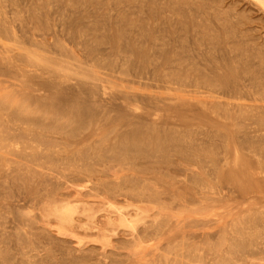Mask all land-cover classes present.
Returning <instances> with one entry per match:
<instances>
[{
    "label": "rangeland",
    "instance_id": "374dc122",
    "mask_svg": "<svg viewBox=\"0 0 264 264\" xmlns=\"http://www.w3.org/2000/svg\"><path fill=\"white\" fill-rule=\"evenodd\" d=\"M96 1V0H95ZM99 1V0H98ZM111 1H113V2H111ZM135 1H137V2H135ZM152 1H154V2H152L153 4H151V2ZM159 2H160V0H158ZM158 1H156V0H107V5H110L111 3H113L112 4V6L110 5L109 7H106L105 8V6L103 7V8H101V6L100 7H98L96 4H93L91 7H90V10L88 9V11L90 12V11H92L93 13H92V15H91V12H90V14H88V15H86V14H84L83 15V13H84V11L82 10L83 9V7L80 9L79 8V10H81V12L80 13H82L81 15H79V17H78V15L76 14V13H74V15H75V19L72 17L71 19H69V17L67 18V16L65 17V15H63L62 16V18L63 17H65L64 19H63V22H62V24L60 23L59 24V22H61L62 21V18H61V16L59 17V18H57V17H55V18H50V19H45V18H48V17H45L44 16V18H43V16H41V17H39L38 18V20H37V23H36V21L34 22L35 23V26H34V24L32 25L31 23H28L27 25H30L32 28H27V26L24 24V27H26L27 29H29V30H31V31H29V30H27L26 29V31H24V27H22L23 26V23H21L20 21L21 20H18L16 23L18 24H16L17 25V27H15V21L17 20V19H15V20H10L9 21V23H7V22H5V21H3V20H0L1 22H3V23H1L0 22V26H3V28H0V32L2 33V31H3V34L2 35H4V36H2L1 34V36H0V39H2V40H0V46H1V48H0V54L1 53H3V54H1L0 55V101H1V106L3 107L4 106V104L6 105L7 104V106H4L3 107V109H1V112H0V115H2V116H0V117H2V123H1V121H0V134H7V135H3V137L4 136H9V135H11V137H13V138H15L13 141H12V143H13V146H12V148H11V152L12 153H16L18 150H20L19 149V147L21 146L22 147V149L20 150L21 152L23 151V152H25V154H27L28 153V151L30 150H32V148L37 144V147L35 148V149H33V151L31 152L32 154L31 155H33V157L32 156H30V157H32V158H34V156H35V154L36 153H38V152H41V153H38L37 155L40 157L39 159V161L38 162H35V161H33V160H31V158L30 157H28L29 155L27 154V156L24 154V156L20 153V151H18L19 152V155H13V154H11L10 153V150H7V149H5V151H4V153H2V150H4V149H1L0 150V155H1V153H2V155L3 154H6L5 152H7V154H8V156H7V154H6V156H4V158H2V156H0L1 157V159H0V165H1V167H0V173L1 174H3L4 175V171H5V174H6V172H8L9 171V169L11 170V168H13L14 169V166L15 167H17L16 169H14V171L12 172V173H8V174H11V176H13V175H21V176H23V174L22 173H24V176L23 177H34V176H36V175H38V173H40L41 174V176L43 175V178H45V177H47V178H49V182L52 180H54V179H56V180H54L52 183L50 182H48V179L47 178H45L46 179V184H45V187H44V185L43 186H41V185H39L37 188V192H38V195H37V192H36V195H37V199L39 198V195L41 196L42 194H46V195H48V196H44L45 198H47V199H49L53 194H52V192L53 193H55V192H69V190H67L66 189V187L67 188H70V191L72 190V191H75V192H70L71 193V196H72V198H74V205H76V204H79V205H76V206H78L77 207V209L73 212V216H74V219H73V221H71L75 226H76V228H74V230H73V232H74V234L76 235H73V236H70L69 235V237H68V235L67 236H65L64 237V235H60L59 233H57L56 232V229L57 228H54L53 229V226L54 227H56V226H59V223H58V221H57V218L55 217V216H51L50 217V219H49V224H48V226H47V229H53L52 231H55L54 233L56 234H54L55 235V238L58 240L57 242H59V245H62V246H64V247H67V248H74V247H76V248H74L75 249V251L78 253V254H82V251H85V249H86V251H85V253H83V254H88V253H90L91 252V249L93 248V251L94 252H96V256L97 257H99V259H103V261L105 260V263H108V264H110V262H111V258L113 259V257L114 258H116V260L117 261H119V262H122L121 264H187V262L189 263V261H190V263L189 264H210L211 262V264H218V263H220L221 261L219 260V258L220 257H218L220 254H222V253H224L225 252V250H227V249H225V245L226 244H228V245H226V247H228V246H230L229 244H230V242H231V239H229V238H231L232 236H230V234L228 233V230H229V227H231L232 226V224H233V226L232 227H234V225H236V222L239 220V222L240 221H246L247 222V220L246 219H248V220H250L249 219V216L254 212V213H256L257 211H261V212H259V214L258 215H261V213H262V215L261 216H264L263 214H264V211H263V209H264V189L262 188V186L264 187V185H262V186H260L259 187V191L257 190L258 188H255V190L253 189V191L251 190L249 193H239V192H237V191H235L234 192V189H232V186L231 185H229L228 183L227 184H225L226 186H225V188L224 187H220V185L222 184V182H219L218 181V178H217V176H215V174L217 173L216 172V170H215V165H217V163L219 164V168H218V166L216 167V168H218V170L220 169V167H221V170H228L230 167H232V166H234V163H235V157L237 156V151H238V155L239 156H241V157H244V159H247V160H250V161H253V164L252 165H254V166H259V163H260V161H261V159L263 160L264 159V148H262L263 149V153L261 154V156H263L260 160L258 159V157L260 156V154L259 153H257V152H259L260 151V149L256 152V151H252L251 150V147H248V146H246V147H248V149H250V151L249 150H246V149H243V147L245 146H243V144L241 143L242 142V140L243 139H245V135H246V133L244 134V133H242L243 135H244V138L243 137H241V136H243L242 134H240L241 133V131L238 133V135H239V137H238V139L237 138H235V136L233 135V130H234V128H233V126H231L230 124H231V122H232V118L230 117V116H228V115H226V114H224L222 111H220V109L218 110H216V109H214L215 108V106H217L218 105V102L217 101H220V100H217V99H219V97L217 98V94H212V93H209V92H211V91H209L208 93H207V88L204 86V84L202 83V78L204 77V75L205 74H207L208 72V70L206 69V71H205V69L204 68H206L205 66H204V64H205V61L203 60V64H199V66L200 65H202V68H201V66H200V68L201 69H199V70H201L202 72H204L203 74H202V76H200L201 75V71L200 72H198L197 70H195L193 67L194 66H192L191 64H190V66L188 67V63H189V61L188 60H184L182 63L183 64H180V65H176V63H172L173 64V68H170V67H172V64L170 63H164V64H162V66L159 68V67H156L157 68V70H156V72H154V67H155V63L154 64H151V67H153V68H151L150 67V65L148 64L147 66L145 65V66H143V64H141V63H138V64H133L134 65V69H131V67L133 68V66H132V63H131V67L129 68V67H123V65L121 66L120 64L122 63V60H123V63H128V62H125L126 61V58L128 57V58H131L130 56H129V54H128V52H120L119 54H120V56H118L119 58H117L118 59V61H116V55H118V54H116L115 53V55H114V53L113 52H109V51H112V48H111V45H110V43H108L107 41V39H106V37H108V33H110V32H108V31H110L109 30V25L111 24V25H113L114 23H116L117 21H118V19L119 18H131V19H134L135 20V22L136 23H138V24H141V23H145L146 25L148 24V23H151V25L153 26V32H154V34L156 35V36H158V34H160V35H162V38L160 39V40H157L156 41V43H155V45H156V48H153L154 50H153V53L152 54H154V51H155V53L156 54H154V58L157 56V59L158 60H160L159 58H160V56L158 55V54H160L159 53V51L160 52H162L161 50H163L164 48H166L164 45H162L163 43H169L170 41H168V40H170V38L171 39H177V40H181V38L180 37H186V39L189 41H191V43H192V45L194 44V45H198L199 43V48L201 47H204V48H202V50L205 52L206 50H207V48H208V51H209V53H208V51H206V55L208 56V58L209 57H211V56H213L214 54H217L216 53V50L217 49H215V46H214V43H211V44H213L212 46H211V44H210V41L208 42L206 39H204L203 37H202V35L204 34V32H206L207 33V31L210 33V31H212L213 29L215 30V27H216V29L218 30V27L219 26H221V27H223V24L225 23V24H234L235 23V21H232V20H234L233 19V17H234V15H235V17L234 18H236L237 19V22H240V24L239 25H241V28H242V30H243V33H244V29L246 30L247 28H249L248 30H246V32H247V34H253L254 35V37H252L251 39L249 38V36L246 38V37H242L243 38V40L245 41H247V42H249V43H253V46L254 47H256L257 45V48L259 47H261L262 46V48H264V46L263 45H259V43H261L262 41H264V39H262V38H264V24L262 23V22H264V8H259V7H261V6H258V4H257V2L255 1V0H243V2H245L244 4H243V2H242V0H182V1H185V3H180V2H182L181 0H161V2L159 3ZM170 1H172V2H170ZM201 1H203L202 3L203 4H205L203 7H202V10H199V9H195L196 8V6L197 5H201ZM225 1V2H224ZM235 1H238V2H236V3H238V5L235 3ZM156 2V3H155ZM158 2V3H157ZM167 2H169V3H167ZM138 3H141V5L140 4H138ZM165 3H167L166 5H164ZM172 3V4H171ZM214 3V4H213ZM235 3V4H234ZM242 5H241V4ZM247 3V4H246ZM251 3H252V5H251ZM169 4H171V5H169ZM181 4V6H182V8L180 9L179 8V5ZM190 4V5H189ZM222 4V5H221ZM226 4H227V6H226ZM254 4V5H253ZM126 5V6H125ZM133 5V6H132ZM137 5V6H136ZM139 5V6H138ZM149 5V6H148ZM151 5V6H150ZM240 5V6H239ZM246 5V6H245ZM249 5L250 6H252V7H249ZM255 5H257L256 6V11H255ZM121 6V7H120ZM134 6H136V7H134ZM153 6H155L154 8H153ZM175 7V8H172V7ZM184 6H185V8H188L189 6L191 7H193L195 10H197L196 11V13L198 12V14L200 13L201 14V16H197V18H195L194 17V15H195V13H194V15L191 17V23L189 22V20H187L186 21V23L188 24V25H184V24H182V22H181V19H183L184 18V15L183 14H180V12L182 13L183 11H182V9L184 8ZM215 6V7H214ZM234 6H236V7H238V8H236V7H234ZM115 7V8H114ZM120 7V8H119ZM132 7V8H131ZM138 7V8H137ZM152 7V8H151ZM159 7H161V8H159ZM213 7V8H212ZM217 7H219V8H217ZM228 7H230V9H228ZM246 7V8H245ZM93 8V9H92ZM96 8H97V10H96ZM110 8H112V9H109ZM116 10H114V9ZM117 8V9H116ZM126 8V9H125ZM136 8H137V10L138 11H136ZM252 8V11L250 10V9ZM260 10H259V9ZM108 9V10H107ZM123 9V10H122ZM132 9H134L135 10V12L133 13V10ZM145 9H146V11H145ZM190 9V8H189ZM220 9V10H219ZM114 10V13L112 12ZM142 10V11H141ZM160 10V11H159ZM177 10V11H176ZM178 10H179V12H178ZM236 10H238V11H236ZM257 10H258V13H257ZM103 11H105V12H103ZM110 11V12H109ZM140 11V12H139ZM154 11V12H153ZM155 11H156V14H155ZM162 11H163V14H161L162 13ZM230 11V12H229ZM234 11V12H233ZM237 13H236V12ZM240 11H241V13H240ZM250 11V12H249ZM67 12V11H66ZM130 12H132V13H130ZM137 12V13H136ZM159 12H160V14H159ZM177 12V13H176ZM247 12H249L250 14H248ZM77 13H79V12H77ZM79 13V14H80ZM98 13H99V19H100V21L101 20H103L104 19V17H105V19L102 21V22H104V25H101V24H103L102 22H100L99 20H97V15H98ZM102 13L103 14H106L107 16H104V15H102ZM121 13V14H120ZM130 13V14H129ZM139 13V14H138ZM143 15L144 13V15L142 16L141 14ZM165 13V14H164ZM230 13H231V15H230ZM232 13H234V14H232ZM238 13H240L239 15H238ZM251 13H253L252 15H251ZM111 14H113L112 16H110ZM137 14H138V16H137ZM156 15V16H154V15ZM185 14V13H184ZM221 14V15H220ZM228 14V15H227ZM255 14V15H254ZM256 14H258V15H256ZM73 15V16H74ZM109 15V16H108ZM132 15V16H131ZM141 17H140V16ZM146 15L148 16L147 18H146ZM162 15H164V16H162ZM171 15V16H170ZM227 15V16H226ZM233 15V16H232ZM242 15V16H241ZM244 15V16H243ZM260 15H261V17H260ZM88 16V17H87ZM167 16H169L168 17V19H167ZM211 16V17H210ZM77 17V18H76ZM85 17V18H84ZM93 17H96V19H94ZM109 17V19H107V18ZM139 17L141 18V19H139ZM144 17V18H143ZM156 19H155V18ZM216 17V18H215ZM217 17H220V19L221 20H219V18H217ZM239 17V18H238ZM242 17V18H241ZM246 17V18H245ZM257 17V18H256ZM57 18V19H56ZM67 18V19H66ZM82 18H84V19H82V21H81V19ZM88 18V19H87ZM92 18V19H91ZM145 20V21H143V19ZM152 18H154V22H153V19ZM194 18V19H193ZM250 18H252L253 20H251ZM254 18H256V20L254 19ZM43 19V20H42ZM45 19V20H44ZM53 19V20H52ZM54 19H55V22L54 23H52L53 21H54ZM59 19V20H58ZM66 19V20H65ZM69 19V21L71 22V20L73 21V20H75V22H74V24L75 23H77V21H79L77 24H75L76 25V27L74 28V26L75 25H72L73 26V28L74 29H71V26H69L70 28L68 29V27H67V25L70 23L69 21V23H67L66 21ZM113 19H115V22L113 21ZM146 19H148V20H146ZM160 19H162L161 21H164V20H166V22L164 21L163 23H165L164 25H161V22H160ZM174 19V20H173ZM197 19V20H196ZM200 19V20H199ZM202 19V20H201ZM204 19V20H203ZM224 21H223V20ZM235 19V20H236ZM248 19H250V21H247ZM258 19V20H257ZM41 20V21H40ZM46 20H48L47 22H45ZM51 20V21H50ZM65 20V21H64ZM77 20V21H76ZM85 20H87L86 21V23H85ZM96 20V21H95ZM157 20V24L155 25V24H153V23H155V21ZM185 20H186V18H185ZM201 21V22H204V24L203 23H201V22H197V21ZM211 22H210V21ZM238 20H240V21H238ZM254 20H255V22H254ZM263 20V21H262ZM12 21H14L13 23H12ZM49 21H50V23H49ZM59 21V22H58ZM90 21H91V23H90ZM92 21H94L95 22V24H93L94 26H97V27H95V28H97V29H94V30H92L91 28L93 27L94 28V26H92L91 27V25H92ZM100 23H98V22ZM106 21L108 22V23H106ZM148 21H150V22H148ZM172 22V24H174V26L172 27V25L170 24L171 22ZM207 21H208V23H207ZM223 21V22H222ZM252 21V22H251ZM257 21V22H256ZM41 24L42 22H44V23H46L47 24V27H48V29L47 28H45L44 26L42 27V25L43 24H41L40 25V27H41V29H43V31L44 32H40V31H42V30H39V23ZM81 22V23H80ZM84 22V24H82ZM93 22V23H94ZM213 22H214V24H213ZM218 22V23H217ZM220 22V23H219ZM236 22V23H237ZM242 22H243V24H242ZM21 25H20V24ZM67 23V24H66ZM89 23V24H88ZM98 23V24H97ZM179 23V24H178ZM196 23H198V24H196ZM4 24V25H3ZM8 26H7V25ZM36 24H37V29H35L34 27H36ZM52 24V25H51ZM64 24H66V25H64ZM97 24V25H96ZM105 24L107 25V27L105 26ZM162 26L161 28H160V31L161 32H156L155 33V30H156V26H157V31H159V27H160V25ZM170 24V25H169ZM180 24L182 25V26H180ZM197 26H196V25ZM210 25L209 27H206L207 25ZM222 24V25H221ZM256 24V25H255ZM45 25V24H44ZM56 25H58L57 26V28H59L60 30H62V31H59L57 28H56ZM78 25H80V27H83V26H86L84 29L82 28V29H79L80 27L78 26ZM81 25H83V26H81ZM89 25V26H88ZM98 25H99V28H98ZM115 25V24H114ZM155 25V26H154ZM177 25V26H176ZM178 25L181 27V29L183 30H180V29H178V28H180V27H178ZM203 25H205V26H203ZM215 25V26H214ZM242 25H246L245 27L244 26H242ZM259 25V26H258ZM29 26V27H30ZM52 26V28H50V27ZM65 26V27H64ZM87 26L89 27L88 28V30L86 29L87 28ZM101 26V27H100ZM103 26H105L104 27V29L105 30H103V32L102 31H100V29L102 30L103 28ZM159 26V27H158ZM164 26H166L165 27V29L163 28ZM184 26H187L188 27V31H187V29L185 28L184 29ZM196 28H195V27ZM214 26V27H213ZM255 28H254V27ZM8 27H10V28H8ZM14 27V28H13ZM91 27V28H90ZM183 27V28H182ZM190 27L192 28V29H190ZM212 27H213V29H212ZM252 27V28H251ZM8 29V30H6V32L8 31V32H10V30H11V33L12 34H9L8 32H7V35H6V33L4 32V30L5 29ZM21 28H23V29H21ZM62 28H65V29H62ZM164 30H163V29ZM209 28V29H208ZM210 28L212 29V30H210ZM251 28V29H250ZM257 28V29H256ZM3 29V30H2ZM35 29V30H34ZM47 31H46V30ZM66 29L68 30V32L66 31ZM75 29H77L79 32L80 31H84V33H81V34H79V32L76 30V32H78V35H77V33L76 32H74L75 34H73L72 32L73 31H75ZM91 29V33L89 34L88 33V31ZM176 29H178V31L176 30ZM200 29V30H199ZM252 29H255V31L256 30H258L257 32H255V31H253ZM32 30H34V31H32ZM51 30V31H50ZM54 30V31H53ZM56 30H58L59 31V33H58V31H56ZM71 30H73V31H71ZM167 30H169V32L167 31ZM173 30H175V31H173ZM187 32H186V31ZM217 30H215V31H217ZM14 31L16 32V33H14ZM18 31V32H17ZM21 31H22V34H20L21 33ZM29 31V32H28ZM39 31V32H38ZM49 31H50V33L51 32H53L51 35H50V33H49ZM64 31V32H63ZM107 31V33L105 34V32ZM163 31H165V34H164V32ZM167 31V32H166ZM194 31V32H193ZM251 31V32H250ZM25 32V33H24ZM28 32V33H27ZM31 32V33H30ZM33 32H36L35 34L33 33ZM46 32H48V33H46ZM62 32V36L63 37H61V35L59 36V34ZM69 32H71V33H69ZM175 32H176V34H175ZM182 32L184 33V34H182ZM188 34H186V33ZM253 32V33H252ZM23 33H24V37H23ZM26 33H27V35L30 33L31 35H26ZM37 33H39V35L37 34ZM42 33V35H41V37H39L40 36V34ZM44 33H45V35H44ZM66 33H69L68 35L66 34ZM91 36H88V34ZM93 33V34H92ZM101 34V37L99 36V34ZM179 33H181V34H179ZM190 33V34H189ZM191 33H193L194 34V36H193V34H191ZM199 33V34H198ZM212 33H214V31H212ZM9 34V35H8ZM16 34H18V35H16ZM20 34V35H19ZM36 35V36H34V35ZM46 34H47V36H46ZM50 36H49V35ZM66 34V35H65ZM92 34V35H91ZM106 35V36H102V35ZM108 34V35H107ZM170 36H169V35ZM201 34V35H200ZM12 35H14V36H12ZM22 35V36H21ZM38 35V36H37ZM57 35L59 36V40L61 41V42H59V40H57L56 38H57ZM95 35L97 36L98 35V37H95ZM159 35V36H160ZM165 35V36H164ZM168 35V36H167ZM175 37H174V36ZM182 35V36H181ZM199 35V36H198ZM204 35H206V34H204ZM209 35H211V34H209ZM257 35V36H256ZM261 35H263V37L261 36ZM18 36H20V38H18ZM25 36H27V37H25ZM45 36V37H44ZM163 36L164 37H168V39H166V38H164V39H166V40H164L163 39ZM196 36H198V37H196ZM15 37L17 38V40L15 39ZM22 37V38H21ZM47 37V38H46ZM49 37H50V39H49ZM52 37V38H51ZM55 37V38H54ZM105 38V39H103V38ZM190 37V38H189ZM239 37H241L240 35H239ZM256 37V38H255ZM6 38V39H5ZM34 39L33 41L32 40H29L28 41V39ZM189 38V39H188ZM198 38H199V40H200V42H199V40H198ZM232 38V39H231ZM230 39H223L222 40V43H220V44H218V47L219 48H224L225 50L226 49H231L230 47L231 46H233L234 44H232V41H233V39L235 40V44H237V43H239V42H237V41H240L239 39H241V38H238L237 37V35H235V37L233 36V37H231ZM245 38V39H244ZM257 38L258 39H260V40H258V44H256V43H254V40L255 41H257ZM24 39V40H23ZM55 39V40H54ZM89 39V40H88ZM104 40L105 42H107V43H105L104 41H102V40ZM185 39V38H184ZM193 39V40H192ZM204 39V40H203ZM16 42H15V41ZM23 40V41H22ZM43 40H46L45 42V44H44V41ZM86 40V41H85ZM228 40H230V42H228ZM237 40V41H236ZM251 40H253V41H251ZM20 41V43L18 44V42ZM57 41L59 42V43H57ZM93 43V45L94 46H89L88 44L90 43V45H92V43ZM97 41V42H96ZM161 41V42H160ZM168 41V42H167ZM205 41L206 42H208V44H205ZM225 41H226V43H225ZM241 41H242V39H241ZM11 44H10V43ZM22 42V43H21ZM40 42H43V43H40ZM87 42H89V43H87ZM95 42V43H94ZM234 42V41H233ZM237 42V43H236ZM4 43H5V45H6V47H8L9 48V45L8 44H10V50L8 49V51H7V48L4 46ZM14 43H15V45H14ZM27 43V44H26ZM29 43H31V44H29ZM34 43H36L37 45H35ZM40 43V44H39ZM49 43V44H48ZM98 45H97V44ZM157 43L159 44V43H161L160 44V46L158 47V45H157ZM202 43H203V45H202ZM228 43V44H227ZM244 44H246V42H243ZM3 44V45H2ZM24 44H26V45H24ZM108 44V45H107ZM186 44H188V42L186 43ZM227 44V45H226ZM243 44V45H244ZM19 45L20 46H22L21 48H17V47H19ZM31 45V46H30ZM39 45V46H38ZM50 45V46H49ZM52 45V46H51ZM96 45V46H95ZM100 45H102V46H100ZM104 45H107L106 47L104 46ZM163 46V49H162V46ZM196 45V46H197ZM202 45V46H201ZM211 46V48H209V47H207V46ZM247 45H248V43H247ZM247 45H245L246 47H247ZM34 48H33V47ZM37 48H36V47ZM46 46H48L46 49H47V51L46 50H43V47H46ZM100 46V47H99ZM226 46L228 47V48H226ZM251 47H253L252 45H250ZM12 47H16V48H14V49H12ZM28 49L27 51H30L29 53L25 50L26 48ZM50 47H52L51 49H50ZM206 47V48H205ZM212 47L214 48V49H212ZM217 47V48H218ZM253 47V48H254ZM4 48V49H3ZM5 48H6V51L7 52H2V50L4 51L5 50ZM23 48H25V49H23ZM105 50H103V49ZM158 48H161V49H158ZM201 48H200V50H201ZM15 49H17V50H15ZM20 49H23L22 50V52H21V50ZM33 49V50H32ZM36 51H35V50ZM40 49H42L41 50V53H40ZM58 49V50H57ZM63 49V53H61V52H58L59 50L61 51ZM101 50V51H96V52H98V53H96L95 52V50ZM108 51H107V50ZM15 50V51H14ZM25 50V51H24ZM32 50V51H31ZM39 50V51H38ZM93 50V51H92ZM240 50H242V49H240ZM33 51H35V52H33ZM37 51H38V53H37ZM44 51V52H43ZM14 52H16V53H14ZM106 52V55L104 54ZM109 54H108V53ZM158 52V53H157ZM213 52H215L214 54H213ZM235 52V51H234ZM234 52H232V53H230V55L232 54L233 55V53ZM25 54L24 55V57L25 58H23V60H22V58L20 59V58H18V59H16L15 57H14V54H15V56H19V55H17V54ZM61 53V54H60ZM113 55V56H111V54ZM221 54H222V50H221V52H220ZM235 53H238V50L235 52ZM12 54V55H11ZM20 55V57H23V55ZM34 54V55H33ZM37 54H41L40 56L39 55H37ZM42 54H44L43 56H46V57H43V59H42V61H40L41 60V58H42ZM122 54V55H121ZM127 54V55H126ZM208 54H210V55H208ZM211 54H213V55H211ZM240 54V53H239ZM2 55H3V58H1L2 57ZM7 55H9V56H7ZM110 57H109V56ZM156 55V56H155ZM217 55H219V54H217ZM4 56L5 57H8V58H4ZM116 56V57H115ZM158 56H159V58H158ZM214 56H216V55H214ZM13 57V58H12ZM48 57L50 58V59H48ZM133 57V56H132ZM45 58V59H44ZM8 59H10V61L8 60ZM20 59V60H19ZM37 59H38V61H37ZM46 59H47V61H46ZM53 61H52V60ZM113 59H115V60H113ZM133 59H135V58H133ZM236 59H239L238 57L236 58ZM251 59H253L252 61H250V63H251V65H252V67L254 66L255 68L256 67H261V65H263V63H261V61L259 62V64H258V66L256 65L258 62H256V64H254L255 63V61H257V58H256V60H254L255 58H251ZM8 60V61H7ZM19 60V61H18ZM22 60V61H21ZM45 60V61H44ZM5 61H7L8 63H5ZM12 61H14V62H12ZM48 61H50V63L48 62ZM113 61L115 62V63H113ZM254 61V62H253ZM10 62H12V63H10ZM42 62H44V63H42ZM49 63L48 64V66L47 65H45V63ZM161 62V61H160ZM188 62V63H187ZM46 63V64H47ZM120 63V64H119ZM130 63V62H129ZM118 66H117V65ZM124 64V65H125ZM254 64V65H253ZM13 65V66H12ZM50 65V66H49ZM120 65V66H119ZM126 65H128V64H126ZM125 65V66H126ZM136 65V66H135ZM139 65V66H138ZM153 65V66H152ZM166 65H169V66H166ZM180 66L179 67V69H178V67H176V66ZM183 66V69H182V66ZM16 66V67H15ZM18 66H20V67H18ZM164 66H166V68L164 67ZM191 66H192V68L193 69H191L190 70V68H191ZM197 66V65H196ZM195 66V67H196ZM199 66H198V68H199ZM137 67V68H136ZM138 67H141V68H139L140 70H141V72L139 71V73H138V71H137V69H138ZM147 69H146V68ZM151 68V70H153V72L154 73H151L152 71L150 70V68ZM169 67V69H171V70H169V69H167ZM174 67H176L177 68V70H176V68H174ZM184 67H185V71L184 72H182L183 70H184ZM186 67H188V68H186ZM208 67V66H207ZM21 68H22V70H21ZM136 68V69H135ZM143 68V69H142ZM155 68V69H156ZM262 68V67H261ZM264 68V67H263ZM20 69V70H19ZM144 69H145V71H144ZM162 69H164V70H162ZM181 69V72L182 73H187V75H185L184 74V76H183V78L182 79H184V77H185V79L184 80H182L181 78H176L175 77V75L174 76H172V77H174V78H176V81L174 80V78H172V77H169V76H171L170 74L171 73H173L174 71H176V72H179L180 73V71H178V70H180ZM188 69V70H187ZM203 69V70H202ZM131 70H133V71H131ZM134 70H136L137 72H135ZM146 70L148 71V70H150L149 72H150V74H148L147 72H146ZM160 70V71H159ZM172 70H174V71H172ZM142 71H144L143 73H142ZM164 71H167V72H163ZM170 72V73H169ZM198 72V73H197ZM134 73L135 74H138V75H135L134 76ZM142 73V74H141ZM166 73H168L167 74V77L165 76V74ZM200 73V74H199ZM133 74V75H132ZM141 74V75H140ZM148 76V77H150V75H151V81L150 80H148V79H150V78H148V77H145L144 79H142L144 76H146V75ZM161 74H164V75H161ZM211 73H208V75H210ZM245 74L246 73H244V77H247V75L245 76ZM143 75V76H142ZM177 75V74H176ZM189 75V76H188ZM212 75V74H211ZM249 75H251L250 73H249ZM248 75V76H249ZM134 76V77H133ZM140 76H142V77H140ZM152 76H154L153 78H152ZM161 76V77H160ZM162 76H163V80H164V83H162V84H164L163 86L165 87V88H163V86H161L162 84L159 82V81H163V80H160L161 78H162ZM192 76V78H190ZM194 76V77H193ZM133 77V78H132ZM139 77V78H138ZM156 77H158L159 78V81H158V78H156ZM250 77V76H249ZM130 78H131V80H132V82L130 83ZM135 78H137L138 80H136V82H134L135 81ZM148 78V79H147ZM186 78H188V79H190V80H187L186 82L187 83H189V85H187V83L186 82H184L185 80H186ZM194 78L196 79V80H194ZM201 78V79H200ZM248 78V77H247ZM142 79V80H141ZM168 79H173V81H171V83H169L170 81L168 80ZM177 79H178V81H177ZM200 79V80H199ZM134 80V81H133ZM140 80V81H139ZM155 80V81H154ZM157 80V81H156ZM199 80V81H198ZM128 81V82H127ZM143 83H142V82ZM146 82V84H145V82ZM147 81H148V84H147ZM166 81V82H165ZM175 81V82H174ZM180 81H182V82H180ZM194 81H195V84H194ZM38 84H37V83ZM40 82V83H39ZM134 82V83H133ZM139 82V83H138ZM150 82H152V85L151 84H149ZM160 84L159 86H157L158 84ZM172 82H173V84H172ZM192 82H193V84H192ZM199 82V83H198ZM165 83H167V85L165 84ZM182 83V85H180V84ZM192 85H191V84ZM246 83H249L248 81H246ZM174 84H176V85H174ZM178 84V85H177ZM198 85V87H197V85ZM132 85V86H131ZM182 87H180V86ZM186 85V86H185ZM201 85V86H200ZM202 85H203V87H202ZM131 86V87H130ZM153 86H156V87H153ZM166 86H168V87H166ZM177 86V87H176ZM189 86H191V87H189ZM195 87V88H193V87ZM130 87V88H129ZM132 87H134V89H131ZM176 87V88H175ZM184 87V88H183ZM157 88V89H156ZM178 88V89H177ZM189 88H192V89H189ZM203 88V89H202ZM206 88V89H205ZM148 89H150V91L149 92H151V93H149V92H147L148 91ZM151 89H152V91H151ZM154 89V90H153ZM169 89V90H168ZM180 89V91H178ZM188 90L189 89V91H187V93L183 90ZM195 89V90H194ZM201 89H202V91H201ZM126 90H127V92H129L130 90H131V92H129V93H133L134 91H135V93H136V95H132V94H130V96L132 97H130L129 95H127V93H126ZM134 90V91H133ZM137 90V91H136ZM155 90H157V91H155ZM196 90H198L197 92H195ZM201 92H200V91ZM7 91V92H6ZM12 91H18L17 93H15V97H13V94H14V92H12ZM19 91L21 92V94H23L24 96L22 97V95L21 94H18L19 93ZM26 91V92H25ZM27 91H28V93H27ZM124 91H125V96H127V97H124ZM173 91L175 92V93H178V94H174L173 93ZM192 91V92H191ZM204 91H206V92H204ZM154 92V93H153ZM156 92V93H155ZM163 94H162V93ZM172 92V93H171ZM183 92V94H180V93H182ZM185 92V93H184ZM189 92V93H188ZM194 92L196 93V94H199V93H201V94H199L198 96L197 95H195L194 94ZM10 94V93H13V94H10V96H5L6 94ZM26 95H25V94ZM32 95V96H30V94ZM134 93V94H135ZM141 93L144 95H141ZM159 95H158V94ZM204 93V94H203ZM17 94H18V96H17ZM146 94V95H145ZM148 94H150L149 96H151L150 97V101H149V99L146 101V103L148 104L147 106L146 105H144V104H146L145 102L144 103H142L141 102V100L143 99H145L146 100V98H144L145 96H147ZM154 94H157L156 96H154ZM171 94H173V95H171ZM186 94V95H185ZM188 94H191V95H188ZM193 94H194V96H193ZM203 94V95H202ZM211 94V95H210ZM3 95V96H2ZM27 95H28V99H29V97L31 98V102H30V100H26L25 98H27ZM117 95H118V97H117ZM138 95H140V96H143V97H140V101L139 100H137V99H139V96ZM179 95H183V97H185V99L182 97V100H181V98H180V100L182 101V107L183 108H181V107H179V105L177 104V103H181V101L179 100V98H177V97H181V96H179ZM185 95V96H184ZM190 96V97H188V96ZM201 95L203 96V97H201ZM215 95H216V97H215ZM6 98H5V97ZM20 96H21V98H20ZM26 96V97H25ZM60 97V96H62L61 98L63 99V96H64V100L65 101H63V100H61V99H59V102L57 103L55 100H58L57 98H55V97ZM114 96H116V97H114ZM135 96H137L138 98L136 99L135 98ZM153 96H154V98H153ZM161 98H160V97ZM167 96L169 97L167 100H165L166 101V103L164 102V97L165 98H167ZM173 97V99H170V97ZM174 96H176V97H174ZM211 97V98H213L212 96H214V99L215 98H217L216 100V103H214L215 101L213 100V99H211V98H209V97ZM256 96H259V95H255V97ZM7 97H9V98H7ZM53 98L52 100H51V98ZM111 97V98H110ZM112 97L115 99H113L112 100ZM124 97V98H123ZM128 97H130L129 99L130 100H133V101H128L127 102V98ZM157 97V98H156ZM163 97V98H162ZM171 97V98H172ZM186 97H187V101H193V100H195V98L197 97H201V98H199V99H204V101L202 102V103H204L205 104V106H201V105H204V104H200L201 103V100H199L198 102H197V100L198 99H196V101H193V103H191L190 102V105H191V107H194V108H192L191 109V107H188L189 105L187 104L188 102H185L184 100H186ZM192 97V98H191ZM205 97L207 98V100L205 99ZM260 97V96H259ZM4 98V100H2ZM13 98V99H12ZM133 98H135V101H134V99ZM147 98H149L148 96H147ZM175 98H177L178 100H176ZM209 98V99H208ZM9 99H12V100H9ZM18 99V101H16ZM23 99H25V104L27 105V102L28 103H30V106L28 107V112H26V111H23V109L25 110V108H23V107H19L18 105H15L16 107H17V109L15 110V107L13 106V103L15 104V102L18 104V103H20ZM34 99V100H33ZM35 99L38 101L39 99H41V101H42V103L41 102H38V104H40L41 103V108H40V106H37L38 104H37V101L35 102ZM153 99V101H154V103L157 101V109H159V110H157L155 107H153V105H155L154 103H152L153 105L151 106V103L150 102H153V101H151ZM158 99H160V101H158ZM163 99V100H162ZM190 99V100H189ZM212 101H211V100ZM47 100V102H49L50 100V102L48 103L49 104V106H47L46 105V101ZM119 100V101H118ZM137 100V101H136ZM144 100V101H145ZM164 102V104H167V106H165L164 104H163V106H159V105H162V101ZM171 100H173V101H171ZM176 100V101H175ZM205 100L207 101L206 103H205ZM210 100V101H209ZM3 101V102H2ZM55 101V104L53 103V104H51L52 102H54ZM118 101V102H117ZM141 102L142 104H140L139 102ZM167 101L169 102V103H167ZM177 101H179V102H177ZM184 101V102H183ZM242 101H244V100H242ZM242 101H240V102H242ZM32 102H34V104H32L31 105V103ZM43 102H44V104H43ZM61 102H63L62 104H61ZM91 102H93V106H94V108H91V107H93L92 105H89V104H92ZM100 102V103H99ZM103 102V103H102ZM106 102V103H105ZM171 102H173V103H176L175 105L176 106H178L177 107V111L178 112H176V107H175V105L173 104V103H171ZM200 102V103H199ZM211 102H213V103H211ZM247 102H250L249 100H247ZM253 102V101H252ZM3 103V104H2ZM8 103H9V105H8ZM12 103V104H11ZM133 103V104H132ZM158 103H159V105H158ZM186 103V104H185ZM59 104V105H58ZM95 104H99V105H101L100 106V109H96V107L97 108H99V105H96L95 106ZM104 104V105H103ZM135 104V105H134ZM139 104H140V106H139ZM168 104H173L172 106L171 105H168ZM200 104V105H199ZM209 104V106H207ZM25 105V106H26ZM53 105V106H52ZM54 105H57V106H54ZM61 105H64V107H63V109H62V106ZM81 105V106H80ZM86 105V106H85ZM87 105H89V107L87 106ZM129 105V106H128ZM187 106V108L185 107V106ZM212 105H215V106H213L212 108H211V106ZM9 106V107H8ZM36 106V107H35ZM48 108H50V109H48ZM59 106H61V107H59ZM68 106V107H67ZM76 106V107H75ZM85 106V107H84ZM168 106H171V107H169L168 108ZM197 106H199V107H197ZM224 106V105H223ZM33 107H34V109H33ZM46 107V108H45ZM57 107H59V109L61 108V110L60 111H57L56 112V110H58V109H56ZM101 107H102V109H101ZM141 107V108H140ZM149 107V108H148ZM164 107V108H163ZM167 107V108H166ZM172 107H175V109L173 110L172 109ZM185 107V108H184ZM197 108V110H195L196 108ZM224 107H227V106H224ZM14 109V111H17V115H19V113H20V111H23V112H21L20 113V115L19 116H17V117H19V119L16 117V115H14V118H12V116H11V114H13V112H12V110ZM23 108V109H22ZM27 108V107H26ZM39 108V109H38ZM43 108H45L44 109V111L42 110ZM66 108V109H65ZM79 108V109H78ZM84 108V109H83ZM110 108V109H109ZM114 109L113 111H112V109ZM116 108V109H115ZM150 108H152V109H150ZM160 108H162V109H160ZM171 108V109H170ZM190 108V109H189ZM205 109V111H203L202 112V110L203 109ZM228 109H229V107H227ZM8 111H7V110ZM20 109V110H19ZM32 109V110H31ZM73 109H76V110H73ZM85 111V109L87 110V112H85V114L87 115H85V117H90V120L92 121L94 118V120L95 121H90L89 122V119H88V121H86L85 120V117L84 116H82V113L84 114V112L82 111ZM89 109V110H88ZM92 109H94V111L95 112H93V111H90V110H92ZM98 110L99 111V114L96 112V110ZM143 109H145V110H147V111H145V110H143ZM153 109H155L154 111H151V110H153ZM169 109V110H168ZM201 109V110H200ZM212 109L215 111V112H213L212 111ZM236 107L235 108H233V113L235 112L236 113ZM11 110V111H10ZM19 110V111H18ZM38 110V111H37ZM45 110L47 111L46 113H45ZM79 110H81V111H79ZM109 110H111L110 112H109ZM115 110H116V112L117 113H115ZM140 111L139 113H137V115H136V111ZM141 110H143L142 112V114H141ZM148 110H150V111H148ZM173 110V111H172ZM229 110H231L232 111V108H230ZM4 111H7V112H4ZM36 111V112H35ZM41 111H42V113H41ZM65 111V112H64ZM73 111V112H72ZM74 111H76V112H74ZM90 113H89V112ZM121 111L123 112L122 114H120L121 113ZM198 111V112H197ZM200 111V112H199ZM210 111V112H209ZM12 112V113H11ZM39 112V113H38ZM56 112V113H55ZM59 112V113H58ZM109 112V113H108ZM128 112H130V113H132V114H130V113H128ZM144 112H150V113H152L153 112V114H151L152 115V119L150 118L149 119V117L148 118H146L145 116L146 115H144V114H146V113H144ZM159 112V113H158ZM163 112V113H162ZM169 112H171L170 114H169ZM175 114H174V113ZM217 112V113H216ZM2 113V114H1ZM7 113H9V115H10V118H9V116H8V114ZM16 113V112H15ZM35 113V114H34ZM53 113L55 114V115H53ZM66 113V114H65ZM76 113V114H75ZM89 115H88V114ZM94 113H96L97 114V118H96V114H94ZM178 113V114H177ZM198 113H201V114H203V115H199ZM218 115H216V114ZM219 113H221V114H219ZM25 114V115H24ZM32 114V115H31ZM40 114H41V116H43V117H40ZM51 114V115H50ZM56 114H57V116H56ZM64 114H65V116H64ZM77 115V116H75V115ZM80 114H81V117H80ZM108 114H111V115H113V116H111L110 115V117L108 118V117H106L105 118V116H109ZM125 114H127L128 116L129 115H131V117H128L127 115H125ZM138 114H140V116H144L145 117V119H142L140 116H138ZM159 116H158V115ZM161 114H163V115H161ZM167 116V117H165L164 119L163 118H159L160 116H162V117H164L165 115ZM171 114H173L174 116H176L177 115V117H174L173 115H171ZM210 114V115H209ZM211 114H213V115H211ZM8 117H7V116ZM23 115V116H22ZM34 115V116H33ZM62 117V120H58V119H61V117ZM95 115V116H94ZM125 116V119L124 118H122L123 119V123L127 120L126 118H128V121H129V119H130V123H131V125L130 126H122L121 128H120V126L118 125V128L116 129L115 128V126H114V130L111 128L112 127V125H115V124H112L111 125V123H113L114 122V120L116 119V116ZM133 115H135L136 116V118H137V120L139 119V118H141L142 120H136V118H135V116H133ZM21 116L23 117L22 119L24 120V118L25 117H27L28 118V116H31V117H34V118H31V117H29L28 118V120L30 121V123L29 122H25V123H23L24 121L21 119ZM36 116H37V118H36ZM56 116V117H55ZM64 116V117H63ZM69 116V117H68ZM71 116H73L72 117V119H69ZM94 116V117H93ZM117 116V117H118ZM153 116H154V119L155 120H157V122H158V119H159V123H160V125H159V127L158 126H156V127H158V129H156V130H154L155 128L153 127V126H151L152 124H153V122H154V120H153ZM170 116V117H169ZM172 116V117H171ZM205 116V117H204ZM215 116H216V118H215ZM224 116H225V118H224ZM6 117V118H5ZM39 117H40V120L42 121V122H40V120H39ZM44 117H46V119L44 118ZM56 118L57 120H55V121H52V119L53 118ZM59 117V118H58ZM100 117V118H99ZM155 117H157V118H155ZM219 117V119H217ZM229 117V118H228ZM6 119V122H5V119ZM11 119V120H15V123L17 124H15L14 123V121L12 122L11 120H8V119ZM18 120H17V119ZM27 118H26V120L25 121H28L27 120ZM31 118V119H30ZM49 118H51L50 120H49ZM54 118V119H55ZM73 118H77L76 120H77V122H78V120H82L83 119V121H81V123H83L84 121H86V122H88L89 124H91V125H88V124H85V122L83 123L85 126L86 125H88V126H84L83 124H81L80 122V124L79 123H77L76 122V120H73ZM80 118V119H79ZM133 118H134V122L132 121L133 120ZM227 118V119H226ZM21 119V120H20ZM35 119V120H34ZM37 119V120H36ZM43 119V120H42ZM53 119V120H54ZM68 119H69V122H68ZM100 121V120H102V121H100V122H97L98 120ZM104 119H106V120H104ZM109 119V120H108ZM168 119V120H167ZM176 119V120H175ZM254 119V118H253ZM0 120H1V118H0ZM4 120V121H3ZM32 120L36 123H38V122H40L44 127L46 126V125H50V128H52L51 126H53L54 125V123L56 124L55 126H57V124H59L60 125V127H62L63 126V124L62 123H64V125H65V127L63 128L65 131H63V129H59L58 128V126L56 127V128H58L57 130H55L56 128H55V126H54V128H52V130H49V127H47V129H46V127L44 128L43 126H41L40 127V125L38 126V125H36V126H34V122L32 123ZM39 120V121H38ZM44 120H46L45 122H43ZM65 120V121H64ZM71 120H73L72 121V123H71ZM125 120V121H124ZM150 120V121H149ZM173 120V121H172ZM10 121V122H9ZM20 121H22V122H20ZM50 123H52V124H49V122ZM58 121V122H57ZM134 123H132V122ZM137 121V122H136ZM142 122L143 124H140V122ZM160 121H162V122H160ZM244 121H246V122H248V124H245L243 121H242V125H244V128H245V126L247 127V129H250V128H252L253 127V123H254V121H253V123H251V120L249 121V120H244ZM256 121V120H255ZM3 122H5V123H3ZM19 122H20V124H19ZM74 122V123H73ZM96 122V123H95ZM104 124H103V123ZM136 122V123H135ZM139 122V123H138ZM167 122H169V123H167ZM11 123V124H10ZM27 123V124H26ZM36 123V124H37ZM47 123V124H46ZM79 124V126H81V129H80V127H77V126H75L74 124ZM97 123H101V124H99L100 126H102V127H100ZM122 123V124H123ZM125 123H128L127 121L125 122ZM124 123V124H125ZM150 123H152V124H150ZM158 123V124H159ZM163 123V124H162ZM249 123H251V124H249ZM3 124H5L4 126H5V129H4V127H3ZM7 124H10L11 126H9V125H7ZM12 124L14 125L13 127H12ZM19 124V125H18ZM22 124V125H21ZM28 124H29V126L31 127H27L28 126ZM46 124V125H45ZM69 124V126H67ZM96 124L98 125V126H96ZM142 125V126H144V129H146V126L149 128V126H151L152 128H149L150 130H152V133H154L153 131H155V132H157V133H154V134H156V136L157 135H159V129H160V127H162V126H164L163 128H161L160 130H162L163 129V131H161V132H164L163 133V135H162V133H161V138L163 139V137H165L166 138V136H164V135H166L167 134V138H168V140L166 139V140H164V142H166V145L168 144L169 145V140H170V145H169V149H170V146H172L173 145V147H174V145L175 146H179V144H180V147H174V149L173 150H175L176 151V148L179 150V152L180 151H182L180 154L181 155H179V156H181V157H179L178 156V154H179V152H176V153H178V154H174L175 153V151H173V150H171L173 147H171V149L170 150H168L169 151V153H168V155H169V157L167 156L166 157V159H173V160H167V161H165L166 159H164L162 156H165V155H162L161 153L159 154V152H155V153H157V155L159 154L160 155V157H162L163 159H162V161L161 162H159L161 159L160 158H156V159H158V160H156L155 158H154V156L155 157H158V156H156L155 155V153L154 154H152L151 156H153L152 158H154V159H150L151 158V156L149 157V159H150V161H154V162H152V163H149L148 164V162L147 161H149V159L147 158V156H146V158L148 159H143V158H139L138 159V161L139 162H137L136 164L137 165H139L138 163H140V166L138 167L137 165V169H140V170H143V172H146V173H143L142 175L143 176H145L144 177V179L142 180V181H140V180H138L137 178H136V171L133 169V168H135L136 166H135V164H132V163H129V164H126V166H125V164H124V166L122 167V165L123 164H121V163H118V162H116V161H114V160H109V158H108V160H107V158H106V156H109V153L108 152H106L108 155H106L105 154V150H104V148L105 147H107L109 144H111L110 146L112 147V146H114V145H116V142L117 141H115L116 139L117 140H119L118 138H119V136L121 135H119V132L121 131V132H123V130H126V129H128V128H130L131 129V127L133 128L134 126H132V125ZM150 124V125H149ZM226 124H228V125H226ZM27 125V126H26ZM62 125V126H61ZM73 125L76 127V128H78L79 130H77V131H79L80 133L79 134H77L78 132L76 131V128L74 127V128H72V129H75V131L73 132V135L74 136H71L72 135V129H71V127H73ZM146 125V126H145ZM162 125V126H161ZM168 125H169V127H168ZM242 125H240L239 127L241 128V127H243ZM250 125H252V127L250 126ZM18 126V127H17ZM20 126V127H19ZM21 126H23L22 127V129H21ZM35 127V129H34V127ZM140 126H138V127H140ZM166 126V127H165ZM230 126H231V128H230ZM249 126V127H248ZM255 126H257V124L255 125L254 124V127ZM3 127V128H2ZM8 127H10V128H12V129H10V128H8ZM16 127V128H15ZM42 127H43V129H42ZM67 127H69V129H71V131L67 128ZM82 127H83V129H82ZM84 127L86 128V129H84ZM95 127V128H94ZM99 127H100V129H99ZM116 127H117V125H116ZM137 127V126H136ZM169 128V131H168V128ZM186 127H188V128H186ZM194 127H195V130H194ZM253 127V129H255ZM28 128H29V131L30 132H32V128H33V130H35V131H38V132H36V134H39V136L37 135V136H35L36 134H34L35 133V131H33L32 133L34 134H30V132L29 131H27L28 130ZM38 128V129H37ZM89 128V129H88ZM120 128V129H119ZM148 128L146 129L147 131H149L150 132V130H148ZM165 128V129H164ZM166 128H167V130H166ZM170 128H172V129H170ZM174 128H176V130H181V132L179 133V131L177 132V131H174ZM191 128V129H190ZM196 128H197V130H198V128H199V132L198 131H196ZM2 129H4L3 131H2ZM17 129H19V130H17ZM45 129H46V133L47 132H49V131H51L52 133L53 132H56L55 133V135H54V133L52 134H50V132L48 133V136L46 137V139L48 140V137L50 138L48 141L45 139V136H44V134L43 133H45ZM53 129L55 130V131H53ZM88 129V130H87ZM102 129V130H101ZM105 129H107V131L106 132H109V131H115V129H116V131L113 133L112 132V134H110V132H109V134L108 133H106L107 135H110V136H107L108 137V142H106L107 141V137H106V134H104V132H105ZM111 129V130H110ZM119 129V130H118ZM130 129H128L127 131H129ZM185 130V134L184 135H182L183 133H184V130ZM186 129H187V132H186ZM242 129V128H241ZM14 130L16 131L15 133H17L18 131H19V134H15V133H12V134H8L7 132L8 131H10V132H14ZM20 130L21 131H23V134H21V135H24V137L25 136H27L28 135V137H21V135H20ZM39 130H42V131H39ZM47 130H49V131H47ZM68 130V131H67ZM85 130V132H83ZM145 130V131H146ZM166 130V131H165ZM171 130H173V131H171ZM183 130V131H182ZM202 130V131H201ZM204 130V131H203ZM242 130H244V129H242ZM245 130H246V128H245ZM250 130H252V129H250ZM2 131V132H1ZM58 131V132H57ZM61 133H60V132ZM97 131V132H96ZM127 131H125V132H127ZM144 131V130H143ZM171 131V132H170ZM188 131H190L191 133H189ZM193 131L194 132H196V133H198L197 135H196V139H194L195 137H194V134H196V133H194L193 134ZM27 132H29V133H27ZM63 132H70L71 133V135H67L66 133H63ZM81 132H82V134H81ZM94 132H96V134L94 133ZM120 132V133H121ZM171 133V135L170 134H168V133ZM173 132V133H172ZM176 132V133H175ZM200 132H202V133H200ZM216 132H217V134L219 133H221L222 134V136H219L218 135V137L216 136L217 134H216ZM242 132H245V131H242ZM252 132V133H251ZM251 132H249V133H251V135H253V131H251ZM22 133V132H21ZM26 133V134H25ZM41 133V134H40ZM46 133H45V135H46ZM60 133V134H59ZM63 133V135H61ZM76 133V134H75ZM116 133H117V135L118 136H116ZM129 133V132H128ZM147 133V132H146ZM177 133H179V134H177ZM187 133H189L190 135L188 136V134ZM201 134V136L202 137H199L200 136V134ZM204 133V134H203ZM259 132H257V134H258ZM262 133V132H261ZM50 134V135H49ZM66 134V135H65ZM101 134H104V135H102V136H104V137H102L101 136ZM144 134V133H143ZM148 134H151V133H148ZM173 134L174 135H176V137L174 136V138H172V136H173ZM193 134V135H192ZM223 134L224 135H226V137H224L223 136ZM14 135H16V136H18V135H20V136H18V137H14ZM31 135H33V137L31 136ZM43 135V136H42ZM75 135L78 137L79 136V138H75V139H73L74 137H75ZM81 135V136H80ZM101 137H100V136ZM115 135V136H114ZM124 135V134H123ZM122 135V136H123ZM182 135V136H181ZM199 135V136H198ZM250 135V134H249ZM250 135V136H251ZM254 135H256V133L254 132ZM254 135L253 136H249L250 138H252V137H254ZM259 135V134H258ZM2 136V135H1ZM1 136H0V138H1ZM31 136V138H29ZM42 136V140H46L47 142H49L50 140H52V138H53V143L52 144H54V145H50L49 143H51V141L48 143V146H47V142L45 141V142H41V138L40 139H37V137L39 138V137H41ZM68 136V137H67ZM160 136V135H159ZM184 136V137H183ZM185 136H186V138H185ZM44 137V138H43ZM72 137V138H71ZM93 137V139L91 140V138ZM98 137L100 138V142L102 141V142H104V139H105V137H106V143L104 144H102L101 143V145H102V148H100V147H98V146H100L99 144V141L97 140L98 139ZM109 137H110V140H109ZM170 137V138H169ZM183 137V138H182ZM187 137H188V139H187ZM192 138V140H191V138ZM198 137V138H197ZM220 137H224V138H220ZM246 137H248V136H246ZM21 138V139H20ZM90 138V139H89ZM113 138H115V140L113 141ZM160 138V137H159ZM172 138V139H171ZM202 138V139H201ZM203 138H205L206 140L208 139V141H209V143H208V141H207V143H205L206 141L204 140V142H203ZM242 138V139H241ZM18 141H17V140ZM24 139H26V142L27 143H30L31 144V146L28 144V146L26 145L27 143H25L24 141ZM32 139H33V141H32ZM35 139H37V140H39V142L37 141V140H35ZM174 139H176V141L174 140ZM184 139V140H183ZM218 139H220V140H218ZM241 139V141H239ZM23 140V142H24V144L23 143H19V142H21V141ZM30 140H31V142H30ZM91 140V141H90ZM186 140V141H185ZM195 140H197L196 141V143L194 142ZM202 140V141H201ZM214 140V141H213ZM222 140V141H221ZM238 140V141H237ZM35 141H37V142H35ZM54 141H57V142H54ZM62 141H63V143H67L66 145L68 146H66V145H64V144H62ZM95 141H96V143H97V146H96V148L99 150V152H97L98 150L97 149H94L95 147H94V145L93 144H95ZM114 143H113V142ZM178 141V142H177ZM182 141V142H181ZM188 141H190V142H194L195 144H199V145H201V144H203L202 146H200L201 147V149L199 148V146H198V149H197V145L195 146V144L194 143H188ZM211 141H213V142H211ZM0 142H1V140H0ZM61 142V143H60ZM68 142H69V144L70 143H72V144H70V145H72V146H70L69 147V145H68ZM82 142H84L83 143V145H85V146H83L82 145ZM92 142H94V143H92ZM176 143V144H173V143ZM180 142V143H179ZM222 144H221V143ZM36 143V144H35ZM46 143V144H45ZM55 143H56V145H55ZM74 143H75V145H74ZM92 144V149H93V151L94 150H96V151H94V153H92V149L90 150V148H88L87 146H88V144ZM118 143V142H117ZM177 143H179V144H177ZM213 143V144H212ZM230 143V144H229ZM241 143V144H240ZM1 144V143H0ZM42 144V145H41ZM58 144H60V145H58ZM86 144H87V146H86ZM172 144V145H171ZM183 144V145H182ZM185 144H187V145H185ZM190 144H194V145H190ZM207 146H206V145ZM215 144V146L213 147V145ZM225 144H227V145H225ZM229 144V145H228ZM18 145H20V146H18ZM24 145H25V148H24ZM33 145V146H32ZM58 145V146H57ZM74 145V146H73ZM107 145V146H106ZM181 145H182V147L183 148H185V147H187V150L191 153V155L189 154V155H187L188 153H186V148H185V150H183L182 149V147H181ZM208 145H209V147H213V150H209L210 148L208 147ZM219 145H221V146H219ZM240 145H242V147L240 146ZM30 146V147H29ZM42 146V147H41ZM45 146H46V148L47 147H49V146H51V148H48L49 149V152H50V150H52V152H55V150H57L56 152H58V153H54V155H52L53 153L51 152V153H47L48 152V149L46 150L45 149ZM55 146V147H54ZM60 146V147H59ZM67 147L68 148V150L66 151V149L67 148H65L64 150L61 148V147ZM80 146H82L81 148H80ZM108 147L107 149H108V151L110 152V150H109V148H111V147ZM195 146V147H194ZM216 146H217V148H216ZM223 146L225 147L226 146V149L225 148H223ZM0 147H1V145H0ZM13 147H15V148H17L16 149V151H14L13 149H15V148H13ZM29 147V148H28ZM32 147V148H31ZM40 147V148H39ZM76 147H79L80 148V150H78ZM84 147H86L87 149H89V156H87V157H91V162L92 163H89V164H93V162H94V164H96V162L98 163V161H99V163H100V165H99V163L98 164H96L95 166H94V164H93V166H91V165H89L88 164V162H90L89 161V159L90 158H87L84 154H83V156H82V154H81V152H82V150H83V153H85L84 152V150L86 151L87 149L85 148V149H83ZM190 147V148H189ZM192 147H194V148H192ZM206 147H208V150L210 151V153L212 154V155H210L208 152H206L207 150L205 149ZM219 147H222L223 148V150L225 149V152L224 153H226V155H224V157H223V155H221V153L222 154H224L223 153V151L221 152V148H219ZM230 147V148H229ZM246 147H244V148H246ZM25 149V151H24V149ZM101 150H100V149ZM192 148V150L194 149V150H196L197 152H201V151H205V154H203V152H201V153H199L200 155H195L196 153H193V152H195L194 150L192 151H190V149ZM203 148V149H202ZM216 149V151H215V149ZM37 149H38V151H37ZM43 151H42V150ZM55 149V150H54ZM77 151H76V150ZM103 149V150H102ZM106 149V150H107ZM180 149H182V150H180ZM199 149H200V151H199ZM221 149V150H220ZM238 149V150H237ZM261 149V150H262ZM13 150V151H12ZM39 150H41V151H39ZM34 151H36V153L34 152ZM45 151V152H44ZM72 151V152H71ZM81 151V152H80ZM101 151V152H100ZM171 151H173V152H171ZM186 153H184V152ZM213 151H215L214 152V154L216 155V154H218V153H220V155L218 154V156H220V157H218V159L216 158L217 157V155L215 156L214 154H213ZM217 151H219V152H217ZM248 151V152H247ZM18 152H17V154H18ZM46 154H44V153ZM65 152H67V153H65ZM77 152H78V154H77ZM80 152V153H79ZM253 152V153H252ZM262 152V151H261ZM260 152V153H261ZM33 153H35V154H33ZM69 153V154H68ZM70 153H72V154H70ZM74 153V154H73ZM98 154L99 156L101 155V153H103V155L102 156H100V157H102V158H100L99 156V158L100 159H102V161H100V160H98V161H92V160H96V155H94V154ZM100 153V154H99ZM111 153V152H110ZM173 153V154H172ZM192 153H193V155H195L196 157V159L198 158L199 159V157L201 156V158L199 159V161H198V159L196 160L195 158H191L193 155H192ZM49 154H51V155H49ZM56 154V155H55ZM70 156V157H68V155ZM86 155L88 154V150L86 151V153H85ZM93 154V155H92ZM186 156H185V155ZM206 154H209V155H206ZM247 154V155H246ZM257 154H259V156H257ZM10 155V156H9ZM67 155V156H66ZM72 155V156H71ZM104 155H106V156H104ZM185 157H187V159L189 158L191 161H189V160H186V159H183V157L184 156ZM15 156H17V159H20V160H17V162H15V159L16 158H13V157ZM47 156H49V157H47ZM53 156H54V158H53ZM58 158H60V159H58ZM78 157L77 158V160H80V162H83V163H80L79 161V164H78V162H77V160L75 159V158H73V159H71V157ZM80 156V157H79ZM81 156H82V158H81ZM93 156H95L94 158H93ZM104 156V157H103ZM144 156V157H145ZM170 156H172V157H170ZM178 156V157H177ZM183 156V157H182ZM199 156V157H198ZM207 156V157H206ZM6 157H12V160H11V158L10 159H8V158H6ZM19 157V158H18ZM22 158V160H21V158ZM23 157H25L26 158V160H23ZM28 157V158H27ZM36 157V156H35ZM56 157V158H55ZM86 158V159H84V158ZM194 157V156H193ZM203 157H205V159L203 158ZM214 158L215 157V161H210V158ZM37 158V157H36ZM70 158V159H69ZM79 158H81L82 159V161H81V159H79ZM93 158V159H92ZM106 158V160H104ZM220 158V159H219ZM260 158V157H259ZM14 159V160H13ZM27 159H30L29 161H27ZM47 159V162H44L45 160ZM50 159H51V161H50ZM58 161H57V160ZM183 159V160H182ZM195 159V160H194ZM202 159H204V162H203V160ZM227 159H228V161H227ZM253 159V160H252ZM11 160V161H10ZM54 162H53V161ZM56 160V161H55ZM75 162H74V161ZM84 160V161H83ZM87 160V164H86V161ZM145 160V161H144ZM193 160L195 161V162H193ZM200 160H202L201 162L202 163H204V164H202L201 166H199L200 164H201V162H200ZM207 160H209V161H207ZM217 160H219L218 162H217ZM13 161V162H12ZM21 163H20V162ZM25 161V162H24ZM50 161V162H49ZM73 162V164L74 165H76V166H74L73 164L71 165L70 163L71 162ZM149 161V162H150ZM155 161L157 162V163H155ZM163 161H164V163L165 164H163ZM171 161V162H170ZM174 161V162H173ZM178 161L180 162V163H182L181 165H180V163H178ZM206 161V162H205ZM264 161V160H263ZM51 162H53V163H55V162H62L61 163V165L59 164V163H56L57 165L55 166L54 164L52 165H50V163ZM70 162V163H69ZM77 162V164H75ZM113 162V163H112ZM141 162H142V164H141ZM144 162V163H143ZM145 162H146V164H145ZM158 162H159V164H158ZM191 162H193V163H191ZM214 162H217V163H214ZM19 165H18V164ZM67 163V164H66ZM117 163V164H116ZM170 163V166H172V167H170L169 168V166H168V164ZM176 163V164H175ZM178 163V164H177ZM187 163H188V165H187ZM197 163V164H196ZM207 163H209L208 165L210 166L212 163L213 164H215V165H213L214 167L212 168V165H211V169H213V170H211V169H209V167H208V169L206 168L207 166ZM223 163V165H220V164H222ZM255 163V164H254ZM15 164H17L18 166H16ZM29 164H32V165H29ZM35 165V167H34V165ZM60 165V167H58L59 165ZM82 164H83V167L81 168V166H82ZM84 164H86L88 167H90V168H88V169H91L92 170V168H94L93 169V171H89L88 169H87V166L85 165L84 166ZM104 164V165H103ZM119 164V165H118ZM192 165V166H190V165ZM21 165H25V166H22L23 167V169H22V167H21ZM45 165H47V166H45ZM64 165H66V167H67V165H68V167H69V169H67ZM111 165V166H110ZM113 165H114V167H113ZM116 165H118V166H116ZM131 165V166H130ZM161 165H164V166H161ZM167 165V166H166ZM177 167H176V166ZM204 165H205V168H204ZM12 166V167H11ZM44 166H45V168L46 169H44ZM51 166V167H50ZM53 166H55V167H57V168H53ZM63 168H62V167ZM103 166V167H102ZM106 166V167H105ZM129 166H130V168H129ZM135 166V167H134ZM143 166V167H142ZM175 166V167H174ZM188 166V167H187ZM198 166V167H197ZM203 166V167H202ZM11 167V168H10ZM20 167H21V170H20ZM30 167V168H29ZM76 167H78V168H76ZM119 168V172H118V168ZM167 167V168H166ZM174 167V168H173ZM178 167H182V170H183V174L180 172V168H178ZM202 167V168H201ZM227 167V168H226ZM3 168V169H2ZM39 168V169H38ZM43 168V169H42ZM80 168V169H79ZM106 168H108L109 170H105ZM142 168H144V169H142ZM146 168V169H145ZM147 168H149V169H147ZM171 168H172V170H173V172H172V170H171ZM176 168V169H175ZM188 168V169H187ZM205 170H204V169ZM18 169V170H17ZM28 169H29V171H28ZM31 169V170H30ZM32 169H33V171H32ZM34 169H36V170H34ZM40 171V172H37L38 170ZM51 169H53V171L51 170ZM55 169V170H54ZM59 169H60V174H61V172H62V175H60L59 174ZM70 169H72V170H70ZM85 169V170H84ZM96 169V170H95ZM111 169V170H110ZM115 169H116V171H115ZM136 169V168H135ZM151 169V170H150ZM159 169V171H157ZM175 169V170H174ZM255 169V168H254ZM7 170V171H6ZM16 170V171H15ZM44 170H46V171H44ZM77 170H79V171H77ZM80 170H81V172L82 171H84V172H87L86 174L83 172V173H81L80 172ZM87 170V171H86ZM157 172H156V171ZM161 170L163 171V173H161ZM164 170L165 171H167V172H169L168 174H167V172L165 173L164 172ZM177 170H179V171H177ZM190 170V171H189ZM195 171V175H194V177L196 176V174H197V177H198V179H197V177H195L196 178V180H194L195 178H193L192 176H193V174H194V171ZM198 170V171H197ZM208 170V171H207ZM211 170V171H210ZM257 170V169H256ZM2 171V172H1ZM21 171V172H20ZM23 171V172H22ZM72 171H74L73 172V175H72V178H74V179H76L77 178V181H72L73 179L71 178V173H72ZM77 171V172H76ZM94 171H98V172H100V173H95ZM148 171V172H147ZM185 171H186V173H185ZM206 171V172H205ZM213 171H215V172H213ZM18 174H17V173ZM33 172V174L31 175V174H29V173H32ZM49 172V173H48ZM52 172H54V173H52ZM56 172H57V176H56ZM68 172L70 173L69 175H67L68 174ZM89 172H94V173H92V174H90ZM104 173V175H101V173ZM142 172V171H141ZM210 174V172L212 173H214V174H211L210 176L208 175V173ZM20 173V174H19ZM36 173V174H35ZM46 173V174H45ZM65 173H67V174H65ZM108 173V175H106ZM127 173H129V175L127 174ZM190 174L189 175V177L190 178H187L188 177V174ZM192 173V174H191ZM48 174V175H47ZM55 174V175H54ZM64 174V175H63ZM130 174L132 175V178L134 179V177H135V180L134 181H132L133 179L131 178V176H130ZM169 175V177L167 176V175ZM173 174V175H172ZM187 175V177H186V175ZM260 176H259V175ZM264 175V171H262V170H258L257 172H256V174L255 175H257V176H259V177H254L255 179H258V180H261V182L262 183H264V177H263V175ZM46 175V176H45ZM65 175H66V177H65ZM89 175V176H88ZM114 175V176H113ZM121 175H122V178L124 179H122L121 181H120V178H121ZM127 175V177H126V179H125V176ZM151 175V176H150ZM205 175H206V177H205ZM214 177H213V176ZM254 175V176H255ZM58 176H59V178H58ZM186 178H185V177ZM201 176V177H200ZM208 176L210 177V178H212V179H208ZM53 177V178H52ZM57 177V178H56ZM120 177V178H119ZM129 177V178H128ZM150 177V178H149ZM161 177V178H160ZM174 177H176V178H174ZM66 178H67V181H66ZM81 178H84L85 180H82ZM94 178V179H93ZM115 178V179H114ZM131 178V179H130ZM159 178V179H158ZM173 178V179H172ZM199 178H204V179H206V180H208L209 181V183L210 184H207L208 185V188H207V185L206 184H204L203 182V184L202 183H199L198 182V180H199ZM213 178H214V180L216 179V181H214L213 180ZM51 179V180H50ZM80 179V180H79ZM128 179L129 180H131V181H128ZM151 179V180H150ZM162 179V180H161ZM176 179H178V180H176ZM185 179H188V180H192L193 179V181H186ZM59 180H61V182L59 181ZM64 180V182L65 183H63L62 181ZM70 180V181H69ZM78 180H79V182H82V183H79L78 182ZM82 180V181H81ZM106 180H108V181H113V182H109V183H111L110 185H106V184H108V181H106ZM118 180H119V182H118ZM125 180H127V182L129 183V185L127 184V183H125ZM153 180L155 181V182H153ZM159 180H161V182L159 181ZM179 180H182V181H179ZM60 182L61 184H62V186L60 185L59 186V183L58 182ZM104 181V182H103ZM136 181H140V182H142L141 184H137V182ZM162 181H164V182H167L168 184H166V183H164V182H162ZM174 181V182H173ZM175 181H178V182H175ZM197 181V182H196ZM212 181H214V182H212ZM55 182H56V184H55ZM121 182H123V183H121ZM131 182H133V183H131ZM135 182H136V184H135ZM148 183V184H145L146 186V188H141V186H143L144 185V183ZM172 182V183H171ZM190 182V183H189ZM194 184H193V183ZM216 182V183H215ZM58 183V184H57ZM77 183V184H76ZM91 183V184H90ZM101 183H103V184H101ZM131 183V184H130ZM187 183H189V185L187 184ZM211 183H215V184H217V185H215V184H211ZM55 185V186H50V185ZM74 184V185H73ZM81 184V185H80ZM82 184H83V186H82ZM85 184L87 185V186H85ZM115 184H117V186L115 185ZM121 184V185H120ZM123 184V185H122ZM137 185L138 186V191H141V190H143V191H141V192H137V190H136V192H137V194L135 195L134 193H130V192H128V191H130L129 190V188L127 189L126 187H125V189H123L122 188V186H130V185ZM191 184V185H190ZM192 184H193V187H196L197 185H199V187L201 188V185L203 186V188H204V190H203V188H201V190H198V189H200L198 186H197V188H193L192 187ZM201 184V185H200ZM88 185H90V186H88ZM195 185V186H194ZM211 185V186H210ZM228 185V186H227ZM41 186V187H40ZM57 186V187H56ZM59 186V187H58ZM64 186H66V187H64ZM85 186V187H84ZM106 186V187H105ZM119 186L121 187V189L119 188ZM152 186V187H151ZM169 186V187H168ZM181 186V187H180ZM188 186V187H187ZM211 188H215V190H218L217 192L216 191H213L214 189H211ZM42 187H44L45 189H43ZM48 187V188H47ZM51 187V188H50ZM56 187V188H55ZM66 189V190H64V188ZM80 187V188H79ZM83 187V188H82ZM86 187H88V188H86ZM102 187V188H101ZM115 187V191L114 190H112L113 188ZM190 187H192L191 188V190L189 189ZM41 188H42V190H41ZM59 188V189H58ZM79 188V189H78ZM82 188V189H81ZM104 188V189H103ZM110 190H109V189ZM119 188V189H118ZM153 188V189H152ZM187 188H188V190H187ZM210 188V189H209ZM219 188H220V190H219ZM231 188V189H230ZM54 189V190H53ZM56 189V190H55ZM63 189V190H62ZM117 189V190H116ZM149 189V190H148ZM176 189H180L181 191L183 190V191H185L186 193H184L183 191H182V193H181V191L180 190H176ZM209 190V192L210 193H207V191H205V190ZM232 190V193L234 192V196H232V193H231V191L230 190ZM262 189V190H261ZM39 190H40V192H39ZM62 190V191H61ZM79 190H80V192H81V190H82V192H81V194H79L78 195V192H79ZM118 190H119V192L121 193V194H118ZM158 190L159 191H162V193L160 194V193H158V195H156V197H152L151 195L153 194V192L155 193V191L156 192H158ZM196 190V191H195ZM203 190V191H202ZM85 191H87L86 193H85ZM146 191V192H145ZM195 191V192H194ZM201 191V192H200ZM212 191H213V193H212ZM230 191V192H229ZM111 192V193H110ZM112 192H113V194H112ZM124 192H128L127 194L126 193H124ZM135 192V193H136ZM144 192V193H143ZM258 192V193H257ZM262 192H263V194H262ZM108 193V194H107ZM110 193V194H109ZM117 193V194H116ZM147 193V194H146ZM152 193V194H151ZM167 193V194H166ZM184 193V194H183ZM217 193V194H216ZM231 193V194H230ZM50 194H52V195H50ZM115 194V195H114ZM124 194H126V195H124ZM150 195L149 197L147 196V195ZM178 194V195H177ZM183 194V195H182ZM188 194H192V195H188ZM221 194V195H220ZM222 194H223V196H225L226 194H227V196H228V199H227V197L225 196V197H223L222 196ZM114 195V196H113ZM131 195V196H130ZM138 195H139V197H138ZM146 197H144V196ZM182 195V196H181ZM184 195H186L187 196V201L185 200L186 199V197L184 196ZM250 195V196H249ZM127 196H129V198H127ZM157 196H158V198H157ZM175 196V197H174ZM199 196H200V198H199ZM201 196L203 197V198H201ZM205 196V197H204ZM214 197V199L212 198V197ZM221 196L224 198H222L223 200H224V202H223V200L221 199ZM248 196V197H247ZM133 197V198H132ZM141 197V199H138V198H140ZM164 197V198H163ZM184 197H185V199H184ZM189 197H191V200L190 201H188L190 198ZM194 197V199L197 197L198 198V201L196 202V199L193 201L192 200V198ZM210 197H211V200H212V202H211V204L209 203V199H210ZM244 197V198H243ZM52 198V197H51ZM142 198H145V199H142ZM180 200H179V199ZM184 200V201H182V199ZM204 198H206L205 200H203ZM208 198V199H207ZM216 198H218L217 200H218V202L217 203H214L213 204V202H215V201H217L216 200ZM125 199V200H124ZM151 199H152V201H151ZM153 199H154V201H153ZM177 199V200H176ZM234 199V200H233ZM248 199V200H247ZM172 200H173V202H172ZM178 200L180 201V202H178ZM200 200V201H199ZM231 200V201H230ZM256 200V201H255ZM207 201H208V203H207ZM226 201V202H225ZM253 201V202H252ZM257 201H258V203H257ZM153 202V203H152ZM158 202V203H157ZM170 202H172V204L170 203ZM174 202L176 203L174 206H172L173 204H174ZM184 202V203H183ZM185 202H189V203H191V204H189V203H185ZM205 204H204V203ZM222 202V203H221ZM229 204H228V203ZM249 202H251V203H249ZM255 202V203H254ZM33 203H34V201H33ZM76 203V204H75ZM83 204V205H80V204ZM162 203H165L164 204V206H163V204ZM183 205L184 204V208H185V206H186V208H189V209H193L194 210V212L191 210H188V209H184L183 208V206H181V204ZM197 203V204H196ZM254 203V204H253ZM35 204H37V202L35 203ZM49 202H47L45 199L44 200H41L40 202H39V204H37V205H35L34 207V209H33V213L35 212L37 215H38V225L39 224H41L43 221L41 220L42 219V214H43V212L42 211H44V209H46V208H48L49 207ZM169 204V205H168ZM178 204V206H176ZM186 204V205H185ZM210 204V205H209ZM217 204V205H216ZM220 204H221V206H220ZM252 204V205H251ZM256 204L257 205H259V204H261L260 206H257L256 207ZM162 205V206H161ZM180 205V206H179ZM199 205V206H198ZM218 205L220 206V207H218ZM255 205V206H254ZM51 206V205H50ZM85 207V208H83V207ZM87 206V207H86ZM118 206V207H117ZM247 206V207H246ZM251 206V207H250ZM254 206V207H253ZM115 207V208H114ZM162 207H164V208H162ZM172 207V208H171ZM174 207V208H173ZM210 207H211V209H210ZM217 207V208H216ZM245 207V208H244ZM250 207V208H249ZM33 207H31L30 209H32ZM78 208H80V209H78ZM121 208V209H120ZM160 208V209H159ZM195 208H200L199 210L197 209V211H195ZM243 208V209H242ZM84 209V210H83ZM117 209H119V210H117ZM213 209H215V210H213ZM121 210V211H120ZM246 210V211H245ZM121 212V214H120V212ZM158 211V212H157ZM136 212H137V214L139 215L138 217V219H136V221L139 223V224H137V222L135 223V226L137 227L136 229L137 230H134L132 227H130V226H127V225H125V223H121L120 222V220H118V219H120V217L119 216H122V213H124L123 215L125 216V217H127L128 219H132L133 217L135 218V216L137 215L136 214ZM157 212V213H156ZM217 212V213H216ZM194 213V214H193ZM258 213V212H257ZM120 214V215H119ZM249 215V216H247V215ZM194 215H195V219L193 218L194 217ZM199 215V216H198ZM133 216V217H132ZM143 216V217H142ZM210 216L211 217H213L214 219H215V221H213L214 219L212 218H210ZM239 216H241V217H239ZM243 216H244V219H243ZM246 216H247V218H246ZM45 217V216H44ZM187 217V218H186ZM190 217H191V219H190ZM196 217H198V219L199 218H201V219H206V220H204V221H206V224H205V222L204 223H202V221L199 219V221H198V219L196 218ZM208 217H209V219H211V220H209L208 221ZM115 218V219H114ZM161 218V219H160ZM166 218V219H165ZM239 218H241V219H239ZM246 218V219H245ZM113 219V220H112ZM186 219V220H185ZM188 219H189V221H188ZM193 219V227H189V225H191L192 223H191V220ZM197 219V220H196ZM223 219H225L222 223H221V226H220V223H218L220 220H223ZM228 219V220H227ZM238 219V220H237ZM135 220V219H134ZM157 220V221H156ZM169 220V221H168ZM233 220H236V222L234 221V222H231V221H233ZM114 222V223H111V222ZM159 221V223H156V222H158ZM168 221V223L167 224H165L166 222ZM186 223H185V222ZM198 221V226H195L194 227V225L196 224V222ZM201 221V222H200ZM229 221V223L231 224V225H229V223H227V222ZM45 222V221H44ZM142 222V223H141ZM160 222H165L164 224H165V227L160 223ZM200 222V223H199ZM221 222V221H220ZM239 222H237V223H239ZM242 222H240L239 224L241 225V223ZM243 222V223H244ZM261 222V221H260ZM72 223H65L64 224V226L65 227H70V226H66V225H72ZM110 223V224H109ZM189 223V224H188ZM191 223V224H190ZM210 223V224H209ZM212 223V224H211ZM218 223V224H217ZM226 223V224H225ZM261 223H263V225H261ZM260 223V225H261V227L259 226L258 227V231L259 230H261L260 231V233L262 234V230H263V234L262 235H260V233H258V236L260 235V236H263V237H257L256 238V240H254L255 239V237L253 238V236L251 237L250 236V238H252L251 240H250V238L248 237V235H249V233H251V229H248V235H247V238L249 239H246V240H248L249 241V243L251 244V243H255V244H258V246L257 245H253V244H251L253 247H254V249H255V251H254V249H252L253 247H251V245H248L249 247H248V249L249 250H252L253 252H256V248H257V252H261V251H263L264 250V222H261ZM54 224V225H53ZM77 224V225H76ZM143 224V225H142ZM159 225L160 224V226H158L159 228H160V231L157 233V234H155V236L154 235H152L151 237H147V238H145V237H142L143 235H145V233L144 232H142L141 231V229L140 228H144L146 225L150 228V231H152V227H154L155 225ZM178 224V225H177ZM188 224V225H187ZM196 224V225H197ZM203 224V225H202ZM209 224V225H208ZM224 224V225H223ZM239 224H238V226H239ZM73 225V226H74ZM81 225V226H80ZM139 225V226H138ZM188 226V228L187 227H185V228H187V230L185 229V228H183L184 226ZM201 227H200V226ZM208 225V226H207ZM211 225V226H210ZM226 225V226H225ZM74 226V227H75ZM83 226V227H82ZM99 226V227H98ZM179 226L181 227V228H183V229H179ZM225 226V227H224ZM228 226V227H227ZM237 226V225H236ZM235 226V227H236ZM263 226V227H262ZM78 227V228H77ZM177 227V228H176ZM219 227H222V229H219ZM224 227V228H223ZM234 227V228H235ZM71 228V227H70ZM105 229L106 230V232H104L105 230H101V229ZM110 228H112V229H110ZM200 228V229H199ZM216 228H217V230H218V232H216L217 230H216ZM260 228V229H259ZM262 228V229H261ZM77 229V230H76ZM213 229V230H212ZM227 229V230H226ZM117 230V231H116ZM186 230V231H185ZM212 230V231H211ZM216 230V231H215ZM219 230L221 231L220 233H219ZM231 230V231H230ZM230 233H233V235H235V233L233 232V230H236V229H231L230 228ZM250 230V231H249ZM115 231V234H113L112 232H114ZM139 231H141V232H139ZM183 231H185V232H183ZM193 231H196V232H198V233H195V232H193ZM201 232V236L200 237H196V236H192V234L193 233H195L194 235H197V236H199V233ZM208 231H211L212 232V234H211V236L212 237H214V239H212V240H214L215 241V243L217 244V246L221 243V241H222V243L223 242H225V244L223 243V246L221 247V250H219L218 248H219V246L217 247V249H216V247H214V246H212L211 247V243L214 245L215 243H214V241L212 242L211 241V238L212 237H210V234L208 233L207 234V232ZM215 231V232H214ZM224 233H223V232ZM190 232V233H189ZM206 232V233H205ZM237 232L238 231H236V235H237ZM125 233H127V234H125ZM129 233V234H128ZM151 233V232H150ZM152 233H154V232H152ZM187 233V234H186ZM189 233V234H188ZM205 233V235H203V234ZM216 233L217 234H219L218 236L216 235ZM182 234V235H181ZM215 234V236H213ZM225 235L226 237L224 238V237H222V239L220 238L222 235ZM57 235H59V236H57ZM185 235H188V236H186L185 237ZM190 235V236H189ZM205 236V238L203 237V236ZM223 235V236H224ZM230 237H229V236ZM232 235V234H231ZM82 236H85V237H82ZM156 236H157V238H156ZM62 237H63V239H62ZM66 237H68L67 238V240H66ZM72 237V238H71ZM74 237H76V238H74ZM86 237H88V238H86ZM117 237V238H116ZM188 237V239L190 240L191 238H192V240H193V237L194 238H196V239H194L193 241H189L188 239H186ZM201 237H202V239H201ZM229 237V238H228ZM59 238V239H58ZM70 238H71V242H68L69 240H70ZM74 238V239H73ZM79 238V239H78ZM106 238V239H105ZM110 238H113V239H111L110 241L111 242H109V239ZM121 238V239H120ZM141 238H143V240H146V241H143ZM162 238H163V240H162ZM183 238H185L184 240H182ZM203 238L204 239H206V240H204L203 241ZM208 238V239H207ZM210 238V239H209ZM216 238H218L217 240L219 241V243L217 242V240H215ZM220 238V239H219ZM258 238H259V240L260 241H258ZM62 241H61V240ZM65 239V240H64ZM69 239V240H68ZM75 239H77V240H79V241H76ZM102 239V240H101ZM128 239H129V241H128ZM166 239V240H165ZM170 239V240H169ZM73 240H74V242H73ZM85 240V241H84ZM118 240H120V242L118 241ZM124 240V241H123ZM181 240V241H180ZM253 240V241H252ZM263 240V241H262ZM56 241V240H55ZM82 241H84V248H83V244H82V246H80L81 244L80 243H83ZM115 243V244H113V242ZM126 241V242H125ZM180 241V242H179ZM183 241H185V243L183 242ZM197 243H196V242ZM203 241V242H202ZM207 241V242H206ZM79 242V243H78ZM86 242V243H85ZM88 242V243H87ZM95 244H93V243ZM163 242H165V243H167V244H164ZM175 242H177V243H175ZM182 242V243H181ZM204 242H205V244L207 245H205L204 244ZM211 242V243H210ZM229 242V243H228ZM236 242V241H235ZM90 243H92L91 245H90ZM111 243L113 244V245H115V247H111ZM128 243V244H127ZM159 243V244H158ZM174 243V244H173ZM187 244L186 246L184 245H181V244ZM200 243V244H199ZM221 243V244H222ZM260 243V244H259ZM162 244V245H161ZM164 244V245H163ZM197 244V245H196ZM215 244V245H216ZM68 245H70V246H68ZM73 245V246H72ZM74 245H76V246H74ZM86 245H87V247H86ZM93 245V247H91ZM110 245V246H109ZM153 245V246H152ZM155 245H156V247H155ZM169 245H170V247H169ZM173 245V246H172ZM210 245V246H209ZM89 246V247H88ZM107 247L108 248V252L106 251L107 250V248L106 249H102L101 247ZM117 246V247H116ZM160 246H163L164 248L163 249H161V251H160V248L159 247ZM179 246H180V248H179ZM182 246V247H181ZM198 247V248H196L195 249V247ZM200 246H201V248H200ZM209 246V247H208ZM81 249H80V248ZM96 247H98V248H96ZM119 247V248H118ZM122 247V248H121ZM153 247V248H152ZM194 247V248H193ZM207 247V248H206ZM213 247H214V251H213ZM238 247L240 248L241 246H239L238 245ZM237 247V249H239ZM260 247H261V249H260ZM79 248V249H78ZM88 248V249H87ZM162 248V247H161ZM166 248V249H165ZM168 248L169 249H171V250H173L174 248V251L173 252H170L169 250H168ZM210 248H212L211 250H210ZM229 248H231V247H229ZM228 248V249H229ZM263 248V249H262ZM83 249V250H82ZM90 249V250H89ZM128 249V250H127ZM151 249H153V250H151ZM193 249V250H192ZM199 249V250H198ZM209 249V253L208 254H206L207 253V251L206 250H208ZM237 249H235L236 250V252L235 253H238V254H232V255H234L235 257L236 256H238V257H236V259H235V257L234 256H231V257H233L235 260H234V262H235V264H238V262H239V264H264V251L263 252H261L258 256H249V255H247L246 253H244L245 251H241L240 249V251H238L237 252ZM245 249V248H244ZM247 249V248H246ZM96 250V251H95ZM166 250H167V252H166ZM192 250V251H191ZM198 251V252H196V251ZM202 250V251H201ZM230 250V249H229ZM81 251V252H80ZM163 251H165V252H163ZM169 251V252H168ZM182 251H184L183 253H182ZM191 251V252H190ZM204 251V252H203ZM211 251H213L212 253H210ZM215 251H218L217 253L215 252ZM94 252H92V254L94 255L95 253ZM103 252H105V253H103ZM157 252H159V253H157ZM180 252V253H179ZM203 252V253H202ZM215 252V253H214ZM76 253V254H77ZM108 253V254H107ZM115 253H117V254H115ZM133 253H135V254H133ZM149 253V254H148ZM157 253V254H156ZM161 253H163V256H162V254ZM167 253V254H166ZM186 253H188V254H190V255H188V254H186ZM193 253V254H192ZM202 255V258H203V256H207V257H204V260L201 258V256H200V254ZM226 253V255L227 256H230L231 254L229 253V251L228 252H225ZM240 253V254H239ZM243 253V254H242ZM106 254V255H105ZM155 254L157 255V257L156 258H158V259H156L155 258ZM174 254V255H173ZM185 254V257H183V255ZM210 254V255H209ZM212 254V255H211ZM215 254V255H214ZM244 254H246V255H244ZM102 255H104V257L105 256H107V257H105V258H103V256ZM116 255V256H115ZM129 255V256H128ZM158 255H159V257L161 256V257H163V259L162 258H159L158 257ZM187 255V256H186ZM199 255V256H198ZM243 255V256H242ZM96 256L94 255V257L96 258ZM113 256V257H112ZM144 256V257H143ZM167 258H166V257ZM173 257V260H172V258H170V257ZM188 256H189V258H193V260H194V258L195 259H197L196 261H192V258L189 260V259H186V257L188 258ZM194 256H197V257H194ZM208 256H209V258H208ZM221 256V255H220ZM243 257L244 259H241L240 257ZM102 257V258H101ZM108 257L110 258V260H108ZM150 257V258H149ZM177 257L179 258L180 257V260L179 259H177ZM183 257V258H182ZM199 257H200V259H199ZM211 257V258H210ZM217 257H218V259H217ZM250 257V258H249ZM119 258V259H118ZM149 258V260H146V259H148ZM248 258V259H247ZM98 259V258H97ZM98 259V260H99ZM154 259H156L157 261L159 260V262H156V260H154ZM161 259V260H160ZM168 259H169V261H168ZM181 259H182V261H181ZM209 259V260H208ZM239 259V260H238ZM253 259V260H252ZM106 260H108V261H106ZM116 260H114V261H116ZM167 260V261H166ZM172 260V261H171ZM184 260V261H183ZM203 260V262H201ZM207 260L209 261V262H207ZM213 260H214V262H213ZM215 260H217V263H216V261ZM218 260L220 261V262H218ZM238 260V261H237ZM248 260V261H247ZM94 261L97 263V260H95L94 259ZM110 261V262H109ZM162 261V262H161ZM166 261V262H165ZM187 261V262H186ZM200 261V262H199ZM255 261V262H254ZM161 262V263H160ZM237 262V263H236ZM242 262V263H241Z\"/></svg>",
    "mask_w": 264,
    "mask_h": 264
},
{
    "label": "bare ground",
    "instance_id": "6f19581e",
    "mask_svg": "<svg viewBox=\"0 0 264 264\" xmlns=\"http://www.w3.org/2000/svg\"><path fill=\"white\" fill-rule=\"evenodd\" d=\"M139 1V0H138ZM156 1H158V0H156ZM164 1V0H163ZM166 1V0H165ZM182 1V0H181ZM216 1V0H215ZM226 1V0H225ZM224 1V2H225ZM231 1V0H230ZM256 2H257V4H258V6H261V7H259V8H264V0H255ZM111 2H113V1H111ZM135 2H137V1H135ZM151 2V1H150ZM152 2H154V1H152ZM151 2V4H153ZM159 2V1H158ZM157 2V3H158ZM160 2H161V0H160ZM159 2V3H160ZM170 2H172V1H170ZM203 1H201L200 3H201V5H197L196 6V8L195 9H199V10H202V7L205 5V4H203L202 3ZM236 2H238V1H235V3ZM242 2H243V0H242ZM156 3V2H155ZM167 3H169V2H167ZM167 3H165L164 5H166ZM180 3H185V1H182V2H180ZM234 3V4H235ZM245 2H243V4H244ZM93 4H96L98 7H100L101 6V8H103L104 6H105V8L106 7H109L110 5L112 6V4L113 3H111L110 5H107L108 3H107V0H0V20H3V21H5V22H7V23H9V21L10 20H15V19H17L16 21H15V27H17V21L18 20H21L20 22L21 23H23V26L22 27H24V24L27 26V28H32L30 25L32 24H34V26H35V21H36V23H37V20H38V18L39 17H41V16H43V18H44V16L45 17H48V18H45V19H50V18H55V17H57V18H59L60 16H61V18H62V16L63 15H65V17L67 16V18L69 17V19H71L72 17L74 18L75 17V15H74V13H76L77 15H78V17H79V15H81L82 13H80L81 12V10H79V8L81 9L82 7H83V11H84V13H83V15L84 14H86V15H88V14H90V12H91V15H92V11H88V9L90 10V7L93 5ZM138 4H140L141 5V3H138ZM172 4V3H171ZM171 4H169V5H171ZM214 4V3H213ZM237 5H238V3H236ZM241 4V3H240ZM247 4V3H246ZM190 5V4H189ZM222 5V4H221ZM242 5V4H241ZM251 5H252V3H251ZM254 5V4H253ZM126 6V5H125ZM133 6V5H132ZM137 6V5H136ZM136 6H134V7H136ZM139 6V5H138ZM149 6V5H148ZM151 6V5H150ZM226 6H227V4H226ZM240 6V5H239ZM246 6V5H245ZM256 6L257 5H255V11H256ZM121 7V6H120ZM119 7V8H120ZM155 6H153V8H154ZM172 7V6H171ZM215 7V6H214ZM234 7H236V6H234ZM249 7H252V6H250L249 5ZM115 8V7H114ZM113 8V9H114ZM132 8V7H131ZM138 8V7H137ZM137 8H136V11H138L137 10ZM152 8V7H151ZM159 8H161V7H159ZM172 8H175V7H172ZM179 8L181 9L182 8V6H181V4L179 5ZM190 8V9H189ZM213 8V7H212ZM217 8H219V7H217ZM236 8H238V7H236ZM246 8V7H245ZM258 8V9H259ZM93 9V8H92ZM109 9V8H108ZM107 9V10H108ZM110 9H112V8H110ZM109 9V10H110ZM117 9V8H116ZM126 9V8H125ZM192 6L190 7H188V8H185V6H184V8L182 9V13L180 12V14H183L184 15V18L183 19H181V22H182V24H186V25H188L187 23H186V21L187 20H189V22L191 23V17L194 15V13H195V15H194V17L195 18H197V16H201V14L199 13L198 14V12L196 13V11L197 10H195ZM228 9H230V7H228ZM250 9V8H249ZM96 10H97V8H96ZM115 10V9H114ZM114 10L112 11L113 13H114ZM123 10V9H122ZM133 10V13L135 12V10L134 9H132ZM220 10V9H219ZM251 11H252V8L250 9ZM260 10V9H259ZM67 11V12H66ZM111 11V10H110ZM109 11V12H110ZM116 11V10H115ZM142 11V10H141ZM145 11H146V9H145ZM160 11V10H159ZM177 11V10H176ZM236 11H238V10H236ZM235 11V12H236ZM77 12H79V13H77ZM103 12H105V11H103ZM140 12V11H139ZM154 12V11H153ZM178 12H179V10H178ZM230 12V11H229ZM234 12V11H233ZM239 12V11H238ZM250 12V11H249ZM249 12H247L248 14H250ZM253 12V11H252ZM106 13V12H105ZM130 13H132V12H130ZM129 13V14H130ZM137 13V12H136ZM177 13V12H176ZM185 13V14H184ZM237 13V12H236ZM240 13H241V11H240ZM240 13H238V15L240 14ZM257 13H258V10H257ZM107 14V13H106ZM106 14H103L102 13V15H104V16H107ZM121 14V13H120ZM139 14V13H138ZM138 14H137V16H138ZM141 14V13H140ZM145 14V13H144ZM143 14V15H144ZM155 14H156V11H155ZM159 14H160V12H159ZM161 14H163V11H162V13ZM165 14V13H164ZM232 14H234V13H232ZM253 13H251V15H252ZM74 15V16H73ZM113 14H111L110 16H112ZM142 15V14H141ZM142 15V16H143ZM154 15V14H153ZM221 15V14H220ZM228 15V14H227ZM226 15V16H227ZM230 15H231V13H230ZM255 15V14H254ZM256 15H258V14H256ZM89 16V15H88ZM87 16V17H88ZM99 13H98V15H97V20H99L100 21V19H99ZM109 16V15H108ZM114 16V15H113ZM132 16V15H131ZM140 16V15H139ZM154 16H156V15H154ZM162 16H164V15H162ZM171 16V15H170ZM233 16V15H232ZM242 16V15H241ZM244 16V15H243ZM65 17H63L62 18V21L61 22H59V24L61 23L62 24V22H63V19L65 18ZM141 17V16H140ZM139 17V19H141ZM148 16L146 15V18H147ZM165 17V16H164ZM168 17L169 16H167V19H168ZM211 17V16H210ZM234 17H235V15H234ZM233 17V19L234 20H232V21H235V23L234 24H223V27H221V26H219L218 27V30L216 29V27H215V30H217V31H215L214 29H213V27L215 26H213L212 27V29L210 28V30H212V31H214V33H212V31H210V33L207 31V33L206 32H204V34H206V35H202V37L204 38V39H206L208 42L210 41V44L211 43H214V46H215V49H217L216 50V53L217 54H219V55H217V54H214L215 52H213V54L214 55H216V56H214L213 54H211V55H213V56H211V57H209L208 58V56L206 55V51H208V48H207V50L204 52L203 50H202V48H204V47H200L201 48V50H200V48H199V44L196 46V45H192V43H191V41L189 40H187L186 39V37H180L181 38V40L179 39V40H177V39H171L170 38V40H168V41H170L169 43H163L162 45H164L166 48H164L163 49V46H162V49L163 50H161L162 52H160L159 51V53L160 54H158L159 56H160V58H159V56H158V58L160 59V60H158L157 59V56L154 58V54H156L155 53V51H154V54H152L153 53V48H156V45H155V43H156V41L157 40H160L161 38H162V35H160V34H158V36H156L155 34H154V32H153V26L151 25V23H148L147 25L145 24V23H141V24H138V23H136L135 22V20L134 19H131V18H119L118 19V21L116 22V23H114L113 25H109L108 27H109V30L110 31H108V32H110V33H108L107 35H108V37H106V39L108 40H106L105 38H103V39H105L108 43H110V45H111V48H112V51H109V52H113L114 53V55H115V53L116 54H118V55H116L115 57H116V61H118V59L117 58H119L118 56H120V52H128V54H129V56L131 57V58H126V61L125 62H128V63H126V64H128V65H126L125 63H123V60H122V63L120 64L121 66L123 65V67H129L130 65H131V63H132V66H133V68L131 67V69H134V65L133 64H138V63H141V64H143V66H147L148 64L150 65V67H151V64H156L155 65V67H154V72H156V70H157V68L156 67H161L162 66V64H164V63H176V65L178 64V65H180V64H183L184 62V60L186 61V60H188L189 61V65H188V67L190 66V64L192 65V66H194L193 68L195 69V70H197L198 72H200L201 70H199V69H201L202 68V65H200L201 66V68H200V66H199V64H203L202 62H203V60L205 61V64H204V66L206 67V68H204L205 69V71H206V69L208 70L207 72L208 73H211L210 75H208V73L207 74H205L204 75V77L202 76V74L205 72H202L201 73V75L200 76H202L203 78H202V83L204 84V86L208 89L207 90V93L209 92V91H211V92H209V93H214V94H217V98L219 97V99H217V98H215L214 99V96H212L213 98H211V97H209V98H211V99H213L215 102L214 103H216V101L217 100H220V101H217L218 102V105L217 106H215V105H212L211 106V108L213 107V106H215V108L214 109H220V111H222L224 114H226V115H228V116H230L231 118H232V122H231V126H233V128H234V130H233V135L235 136V138H237L238 139V137H239V135L240 134H242V133H246V135H245V139H243L242 140V144H243V146L244 147H246V146H248V147H251V150L252 151H258L260 148L262 149V148H264V48H262V46L259 48H257V46L256 47H254L253 46V43H249V42H247L246 40L244 41L243 40V38L242 37H248L249 36V38L251 39L252 37H254V35L253 34H247V32H246V30H248L249 28H247L246 30L244 29V33H243V30H242V28H241V25H239L240 24V22H237V17L236 18H234ZM260 17H261V15H260ZM56 18V19H57ZM66 18V19H67ZM77 18V17H76ZM85 18V17H84ZM84 18H82V19H84ZM94 19H96V17H93ZM107 18V17H106ZM144 18V17H143ZM142 18V19H143ZM155 18V17H154ZM154 18H152L153 19V22H154ZM185 18H186V20H185ZM216 18V17H215ZM217 18H219V20H221L220 19V17H217ZM239 18V17H238ZM242 18V17H241ZM246 18V17H245ZM257 18V17H256ZM256 18H254L255 20H256ZM264 18V17H263ZM44 19V20H45ZM60 19V18H59ZM58 19V20H59ZM65 19V20H66ZM69 19L66 21L67 23H69L70 21H69ZM75 19V18H74ZM81 19V18H80ZM82 19H81V21H82ZM88 19V18H87ZM92 19V18H91ZM104 19H105V17H104ZM103 19V20H104ZM107 19H109V17L107 18ZM156 19V18H155ZM194 19V18H193ZM236 19V20H235ZM251 20H253L252 18H250ZM250 19H248L247 21H250ZM43 20V19H42ZM53 20V19H52ZM64 20V21H65ZM103 20H101L100 22H102ZM146 20H148V19H146ZM162 19H160V22H161V25H164L165 23H163L164 21L166 22V20H164V21H161ZM174 20V19H173ZM197 20V19H196ZM200 20V19H199ZM197 21L198 23L199 22H201V21ZM202 20V19H201ZM204 20V19H203ZM223 20V19H222ZM255 20H254V22H255ZM258 20V19H257ZM41 21V20H40ZM48 20H46L45 22H47ZM51 21V20H50ZM50 21H49V23H50ZM69 21V22H68ZM77 21V20H76ZM80 21V20H79ZM79 21H77V23L79 22ZM86 21L87 20H85V23H86ZM96 21V20H95ZM113 21L115 22V19H113ZM143 21H145L144 19H143ZM210 21V20H209ZM224 21V20H223ZM222 21V22H223ZM238 21H240V20H238ZM263 21V20H262ZM1 22V21H0ZM14 21H12V23H13ZM55 22V19H54V21L52 22V23H54ZM74 22H75V20H71V22L67 25V27H68V29L70 28L69 26H71V29H74L75 27H76V25L75 24H77V23H75L74 24ZM94 21H92V25H91V27L92 26H94L93 24H95V22L93 23ZM98 22V21H97ZM109 22V21H108ZM107 21H106V23H108ZM148 22H150V21H148ZM157 22V20L155 21V23H153V24H157L156 23ZM171 22V21H170ZM173 22V21H172ZM172 22L170 23L171 25H172V27L174 26V24H172ZM211 22V21H210ZM237 22V23H236ZM252 22V21H251ZM257 22V21H256ZM1 23H3V22H1ZM28 23H31L30 25H27ZM39 23V22H38ZM66 23V24H67ZM81 23V22H80ZM90 23H91V21H90ZM99 23V22H98ZM97 23V24H98ZM103 24H101V25H104V22H102ZM174 23V22H173ZM198 23H196V24H198ZM201 23H203L204 24V22H201ZM207 23H208V21H207ZM218 23V22H217ZM220 23V22H219ZM263 24H264V22H262ZM10 24V23H9ZM17 24V25H16ZM20 24V23H19ZM41 24H43L42 25V27L44 26L45 28H47L48 29V27H47V24L46 23H44V22H42ZM40 23H39V27H40V25H41ZM45 24V25H44ZM66 24H64V25H66ZM82 24H84V22L82 23ZM87 24V23H86ZM89 24V23H88ZM96 24V25H97ZM100 24V23H99ZM169 24V25H170ZM179 24V23H178ZM195 24V25H196ZM213 24H214V22H213ZM242 24H243V22H242ZM1 25V24H0ZM4 25V24H3ZM7 25V24H6ZM21 25V24H20ZM52 25V24H51ZM72 25H75L74 26V28H73V26ZM108 25V24H107ZM107 25L105 24V26L107 27ZM154 25V26H155ZM160 25V24H159ZM160 25V27H159V31H157V26H156V30H155V33L156 32H161L160 31V28L162 27ZM207 25V24H206ZM222 25V24H221ZM256 25V24H255ZM8 26V25H7ZM30 26V27H29ZM57 26L58 25H56V28H57ZM79 27H80V25H78ZM81 26H83V25H81ZM89 26V25H88ZM87 26V30H88V27ZM105 26H103L102 28V30L100 29V31H102L103 32V30H105L104 29V27ZM177 26V25H176ZM180 26H182L181 24H180ZM179 25H178V27H180ZM197 26V25H196ZM203 26H205V25H203ZM210 25H207L206 27H209ZM242 26H244V25H242ZM246 26V25H245ZM244 26V27H245ZM259 26V25H258ZM50 27V26H49ZM65 27V26H64ZM86 26H83V27H80L79 29H84ZM90 27V28H91ZM95 27H97V26H94V28L92 27L91 29L92 30H94V29H97V28H95ZM101 27V26H100ZM107 27V28H108ZM165 27L166 26H164L163 28L165 29ZM195 27V26H194ZM254 27V26H253ZM0 28H3V26H0ZM8 28H10V27H8ZM14 28V27H13ZM26 27H24V31H26V29H27ZM35 29H37L38 27H37V24H36V27H34ZM50 28H52V26L50 27ZM77 28V27H76ZM98 28H99V25H98ZM162 28V29H163ZM183 28V27H182ZM187 29V31H188V27L187 26H184V29ZM196 28V27H195ZM252 28V27H251ZM250 28V29H251ZM255 28V27H254ZM5 29V28H4ZM21 29H23V28H21ZM33 29V28H32ZM34 29V30H35ZM44 29V28H43ZM43 29H41V27L39 28V30H42V31H40V32H44L43 31ZM59 31H62V30H60L59 28H57ZM62 29H65V28H62ZM91 29L88 31V33L90 34L91 33ZM163 29V30H164ZM178 29H180V30H182L181 29V27L180 28H178ZM178 29H176L177 31H178ZM190 29H192L191 27H190ZM209 29V28H208ZM257 29V28H256ZM3 30V29H2ZM6 30H8V29H5L4 30V32L6 33V35H7V32L9 31H7L6 32ZM27 30H29V29H27ZM34 30H32V31H34ZM38 30V29H37ZM46 30V29H45ZM58 30H56V31H58ZM76 30L77 29H75V31H73V30H71V31H73L72 33L73 34H75L74 32H76ZM85 30V29H84ZM166 30V29H165ZM200 30V29H199ZM253 31H255V29H252ZM29 31H31V30H29ZM28 31V32H29ZM47 31V30H46ZM51 31V30H50ZM50 31H49V33H50ZM54 31V30H53ZM59 31H58V33H59ZM66 31L68 32V30L66 29ZM78 31V30H77ZM168 32H169V30H167ZM166 31V32H167ZM173 31H175V30H173ZM183 31V30H182ZM186 31V30H185ZM186 31V32H187ZM258 30H256L255 32H257ZM18 32V31H17ZM27 32V33H28ZM39 32V31H38ZM64 32V31H63ZM79 32V31H78ZM78 32H76L77 33V35H78ZM81 33H84V31L82 32V31H80ZM79 32V34H81ZM164 32V34H165V31H163ZM185 32V33H186ZM194 32V31H193ZM251 32V31H250ZM9 34H12L11 33V30H10V32H8ZM14 33H16L15 31H14ZM25 33V32H24ZM24 33H23V37H24ZM27 33H26V35H27ZM31 33V32H30ZM28 34V35H31V34ZM34 34L36 33V32H33ZM46 33H48V32H46ZM53 32H51L50 33V35L52 34ZM69 33H71V32H69ZM69 33H66L67 35L69 34ZM87 33V34H88ZM107 33V31L105 32V34ZM170 33V32H169ZM253 33V32H252ZM0 34L2 35L3 34V31H2V33L0 32ZM8 34V35H9ZM20 34H22V31H21V33ZM19 34V35H20ZM33 34V35H34ZM38 35H39V33H37ZM54 34V33H53ZM65 34V35H66ZM88 34V36H90ZM93 34V33H92ZM91 34V35H92ZM99 34V33H98ZM102 35V36H106V35ZM157 34V33H156ZM175 34H176V32H175ZM179 34H181V33H179ZM182 34H184L183 32H182ZM187 34V33H186ZM190 34V33H189ZM191 34H193V33H191ZM199 34V33H198ZM209 34H211V35H209ZM264 34V33H263ZM0 35V36H1ZM16 35H18V34H16ZM27 35V36H28ZM37 35V36H38ZM41 35H42V33L40 34V36L39 37H41ZM44 35H45V33H44ZM49 35V34H48ZM49 35V36H50ZM61 35V37H63L62 36V32L59 34V36ZM160 35V36H159ZM169 35V34H168ZM167 35V36H168ZM177 35V34H176ZM175 35V36H176ZM188 35V34H187ZM201 35V34H200ZM235 35H237V37L238 38H241L242 39V41H241V39H239L240 41H237V42H239V43H237V44H235V40L233 39V41H232V44H234L233 46H231L230 48L231 49H224L223 47L222 48H219L218 47V44H220V43H222V40L223 39H230L231 37H235ZM239 35L241 36V37H239ZM2 36H4V35H2ZM1 36V37H2ZM12 36H14V35H12ZM22 36V35H21ZM27 36H25V37H27ZM32 36V35H31ZM34 36H36V35H34ZM43 36V35H42ZM46 36H47V34H46ZM59 36L57 35V40H59L58 38H59ZM99 36L101 37V34H99ZM165 36V35H164ZM163 36V39L164 38H166V39H168V37L166 36V37H164ZM170 36V35H169ZM174 36V35H173ZM174 36V37H175ZM182 36V35H181ZM193 36H194V34H193ZM199 36V35H198ZM198 36H196V37H198ZM257 36V35H256ZM262 37H263V35H261ZM45 37V36H44ZM91 37V36H90ZM95 37H98V35L96 36L95 35ZM18 38H20V36H18ZM22 38V37H21ZM47 38V37H46ZM52 38V37H51ZM55 38V37H54ZM185 38V39H184ZM190 38V37H189ZM188 38V39H189ZM256 38V37H255ZM6 39V38H5ZM15 39L17 40V38L15 37ZM49 39H50V37H49ZM166 39H164V40H166ZM203 39V40H204ZM225 39V40H226ZM232 39V38H231ZM245 39V38H244ZM261 39V38H260ZM260 39H258L257 38V41H255L254 40V43H256V44H258L259 42H258V40H260ZM262 39H264V38H262ZM0 40H2V39H0ZM24 40V39H23ZM22 40V41H23ZM29 40H32V39H28V41ZM34 40V39H33ZM32 40V41H33ZM55 40V39H54ZM89 40V39H88ZM102 40V39H101ZM193 40V39H192ZM198 40H199V38H198ZM15 41V40H14ZM35 41V40H34ZM44 41V44L46 43L45 41L46 40H43ZM86 41V40H85ZM102 41H104V40H102ZM167 41V42H168ZM251 41H253V40H251ZM16 42V41H15ZM36 42V41H35ZM59 42H61L60 40H59ZM58 41H57V43H59ZM91 42V41H90ZM97 42V41H96ZM105 42V41H104ZM107 42H105V43H107ZM161 42V41H160ZM188 42V44H186ZM199 42H200V40H199ZM208 42H206L205 41V44H208ZM228 42H230V40H228ZM243 42H246V44H244ZM1 43V42H0ZM10 43V42H9ZM20 43V41L18 42V44ZM22 43V42H21ZM40 43H43V42H40ZM39 43V44H40ZM87 43H89V42H87ZM92 43V42H91ZM95 43V42H94ZM225 43H226V41H225ZM247 43H248V45H247ZM11 44V43H10ZM10 44H8L9 45V48H10ZM27 44V43H26ZM26 44H24V45H26ZM29 44H31V43H29ZM35 45H37L36 43H34ZM49 44V43H48ZM97 44V43H96ZM160 44L161 43H157V45H158V47L160 46ZM228 44V43H227ZM226 44V45H227ZM244 44V45H243ZM1 45V44H0ZM3 45V44H2ZM14 45H15V43H14ZM32 45V44H31ZM30 45V46H31ZM89 46H94L93 45V43H92V45H90V43L88 44ZM98 45V44H97ZM108 45V44H107ZM107 45H104L105 47L107 46ZM202 45H203V43H202ZM201 45V46H202ZM213 44H211V46H212ZM245 45H247V47L245 46ZM250 45H252L253 47H251ZM259 45H263L264 46V41H262L261 43H259ZM4 46L6 47V45H5V43H4ZM39 46V45H38ZM50 46V45H49ZM52 46V45H51ZM96 46V45H95ZM100 46H102V45H100ZM99 46V47H100ZM207 46V45H206ZM211 46H207V47H209V48H211ZM22 46H20L19 45V47H17V48H21ZM33 47V46H32ZM36 47V46H35ZM48 46H46V47H43V50H46L47 51V48ZM103 47V46H102ZM218 47V48H217ZM0 48H1V46H0ZM7 48V51H8V47H6ZM6 48H5V50L3 51L2 50V52H7L6 51ZM14 48H16V47H12V49H14ZM26 48V47H25ZM25 48H23V49H25ZM34 48V47H33ZM37 48V47H36ZM52 47H50V49H51ZM206 48V47H205ZM226 48H228L227 46H226ZM4 49V48H3ZM11 49V48H10ZM9 49V50H10ZM23 49H20L21 50V52H22V50ZM103 49V48H102ZM158 49H161V48H158ZM212 49H214L213 47H212ZM240 49H242V50H240ZM15 50H17V49H15ZM14 50V51H15ZM26 51L28 50L27 48L25 49ZM24 50V51H25ZM33 50V49H32ZM31 50V51H32ZM35 50V49H34ZM41 50L42 49H40V53H41ZM58 50V49H57ZM99 50V49H98ZM97 49L95 50V52L96 51H98ZM104 50V49H103ZM107 50V49H106ZM221 50H222V54L220 53L221 52ZM238 50V53H235L236 51ZM11 51V50H10ZM36 51V50H35ZM35 51H33V52H35ZM39 51V50H38ZM38 51H37V53H38ZM63 51V49L60 51H58V52H61V53H63L62 52ZM93 51V50H92ZM99 51H101V50H99ZM105 51V50H104ZM103 51V52H104ZM108 51V50H107ZM235 51V52H234ZM28 53L30 52V51H27ZM44 52V51H43ZM102 52V51H101ZM102 52V53H103ZM232 52H234L233 53V55L231 54L230 55V53H232ZM14 53H16V52H14ZM60 53V54H61ZM96 53H98V52H96ZM108 53V52H107ZM158 53V52H157ZM208 53H209V51H208ZM240 53V54H239ZM1 54H3V53H1ZM0 54V55H1ZM22 54V53H21ZM20 53L19 54H17V55H19V56H15V54H14V57L16 58V59H18V58H22V60H23V58H25L24 57V55H23V57H20V55H21ZM105 55H106V52L104 53ZM109 54V53H108ZM111 54V53H110ZM12 55V54H11ZM34 55V54H33ZM37 55H41V54H37ZM44 54H42V58H41V60L40 61H42V59H43V57H46V56H43ZM122 55V54H121ZM127 55V54H126ZM208 55H210V54H208ZM7 56H9V55H7ZM26 56V55H25ZM109 56V55H108ZM111 56H113L112 54H111ZM133 56V57H132ZM18 57V58H17ZM41 57V56H40ZM110 57V56H109ZM239 58V59H236V58ZM1 58H3V55H2V57ZM4 58L6 59V58H8V57H5L4 56ZM13 58V57H12ZM133 58H135V59H133ZM251 58H255L254 60H256V58H257V61H255V63L254 64H256V62H258L256 65L258 66V64H259V62L261 61V63H263V65H261V67L259 68V67H252V65H251V63H250V61H252L253 59H251ZM19 59V60H20ZM45 59V58H44ZM48 59H50L49 57H48ZM9 61H10V59H8ZM7 60V61H8ZM18 60V61H19ZM21 60V61H22ZM52 60V59H51ZM113 60H115V59H113ZM7 61H5V63H8ZM37 61H38V59H37ZM45 61V60H44ZM46 61H47V59H46ZM53 61V60H52ZM115 61V62H116ZM161 61V62H160ZM202 61V62H201ZM12 62H14V61H12ZM12 62H10V63H12ZM49 63H50V61H48ZM114 61H113V63H115ZM119 62V61H118ZM130 62V63H129ZM183 62V63H182ZM254 62V61H253ZM42 63H44V62H42ZM47 63V62H46ZM45 63V65H47L48 66V64L49 63H47L46 64ZM151 63V64H150ZM162 63V64H161ZM13 64V63H12ZM126 66H125V65ZM173 64H172V67H170V68H173ZM253 64V65H254ZM1 65V64H0ZM117 65V64H116ZM119 65V66H120ZM175 65V66H176ZM197 65V66H196ZM13 66V65H12ZM50 66V65H49ZM118 66V65H117ZM136 66V65H135ZM139 66V65H138ZM153 66V65H152ZM166 66H169V65H166ZM166 66H164L165 68H166ZM182 66V65H181ZM192 66H191V68H190V70L191 69H193L192 68ZM196 66V67H195ZM198 66H199V68H198ZM208 66V67H207ZM16 67V66H15ZM18 67H20V66H18ZM129 67V68H130ZM149 67V68H150ZM176 67H178V66H176ZM176 67H174V68H176ZM180 67V66H179ZM179 67H178V69H179ZM188 67H186V68H188ZM137 68V67H136ZM135 68V69H136ZM139 68H141V67H138V69H137V71L139 70L140 72H141V70L139 69ZM146 68V67H145ZM151 68H153V67H151ZM151 68H150V70H151ZM156 68V69H155ZM197 68V69H196ZM143 69V68H142ZM147 69V68H146ZM167 69H169V67L167 68ZM182 69H183V66H182ZM20 70V69H19ZM21 70H22V68H21ZM146 70V72L148 73V74H150V72L151 73H154L153 72V70ZM162 70H164V69H162ZM169 70H171V69H169ZM176 70H177V68H176ZM188 70V69H187ZM203 70V69H202ZM131 71H133V70H131ZM135 72H137L136 70H134ZM139 71H138V73H139ZM144 71H145V69H144ZM144 71H142V73L144 72ZM150 71V72H149ZM160 71V70H159ZM172 71H174V70H172ZM178 71H180V73L179 72H176V71H174L173 73H171L170 75L171 76H169V77H172V76H174L175 75V77L177 78H183V76H184V74L185 75H187V73H182V72H184L185 71V67H184V70L181 72V69L180 70H178ZM192 71V70H191ZM163 72V71H162ZM164 72H167V71H164ZM163 72V73H164ZM197 72V73H198ZM141 73V74H142ZM170 73V72H169ZM244 73H246L245 74V76L248 74L249 75V73L251 74V75H247V77H244ZM140 74V75H141ZM147 74V75H148ZM167 74L168 73H166L165 74V76L167 77ZM177 74V75H176ZM200 74V73H199ZM133 75V74H132ZM135 75H138V74H135L134 73V76ZM146 75V74H145ZM144 76L142 79H144L145 77H148V76ZM161 75H164V74H161ZM133 76V77H134ZM143 76V75H142ZM142 76H140V77H142ZM189 76V75H188ZM132 77V78H133ZM150 77H151V75H150ZM150 77H148V78H150ZM154 76H152V78H153ZM161 77V76H160ZM194 77V76H193ZM139 78V77H138ZM147 78V79H148ZM156 78H158V77H156ZM172 78H174V77H172ZM176 78H174V80L176 81ZM181 78V79H182ZM190 78H192V76L190 77ZM141 79V80H142ZM154 79V78H153ZM164 78H163V76H162V78L160 79V80H163ZM184 79H185V77H184ZM184 79H182V80H184ZM201 79V78H200ZM199 79V80H200ZM130 80H131V78H130ZM136 80H138L137 78H135V81L134 82H136ZM148 80H150L151 81V78L150 79H148ZM169 81L171 80V79H168ZM187 80H190V79H188V78H186V80L184 81V82H186ZM194 80H196L195 78H194ZM198 80V81H199ZM140 81V80H139ZM155 81V80H154ZM157 81V80H156ZM158 81H159V78H158ZM171 81H173V79L171 80ZM171 81L169 82V83H171ZM174 81V82H175ZM177 81H178V79H177ZM191 81V80H190ZM246 81H248L249 83H246ZM128 82V81H127ZM132 82V80L130 81V83ZM133 82V83H134ZM142 82V81H141ZM145 82V81H144ZM161 84L162 83H164V80L161 82V81H159ZM166 82V81H165ZM180 82H182V81H180ZM37 83V82H36ZM40 83V82H39ZM139 83V82H138ZM143 83V82H142ZM157 83V82H156ZM183 83V82H182ZM182 83L180 84V85H182ZM187 83V82H186ZM199 83V82H198ZM38 84V83H37ZM145 84H146V82H145ZM147 84H148V81H147ZM149 84H151L152 85V82H150ZM158 84V83H157ZM166 85H167V83H165ZM172 84H173V82H172ZM191 84V83H190ZM192 84H193V82H192ZM191 84V85H192ZM194 84H195V81H194ZM160 84H158L157 86H159ZM164 84H162L161 86H163ZM174 85H176V84H174ZM178 85V84H177ZM179 85V86H180ZM184 85V84H183ZM182 85V86H183ZM187 85H189V83H187ZM197 85V84H196ZM132 86V85H131ZM130 86V87H131ZM165 86V85H164ZM163 86V88H165ZM186 86V85H185ZM201 86V85H200ZM129 87V88H130ZM153 87H156V86H153ZM166 87H168V86H166ZM177 87V86H176ZM175 87V88H176ZM181 87V86H180ZM189 87H191V86H189ZM193 87V86H192ZM196 87V86H195ZM195 87H193V88H195ZM197 87H198V85H197ZM202 87H203V85H202ZM182 88V87H181ZM184 88V87H183ZM199 88V87H198ZM205 88V89H206ZM131 89H134V87H132ZM157 89V88H156ZM178 89V88H177ZM189 89H192V88H189ZM189 89L188 90H184L186 93H187V91H189ZM196 89V88H195ZM194 89V90H195ZM203 89V88H202ZM202 89H201V91H202ZM154 90V89H153ZM169 90V89H168ZM182 90V89H181ZM182 90V91H183ZM134 91V90H133ZM137 91V90H136ZM150 91V89H148V91L147 92H149ZM151 91H152V89H151ZM155 91H157V90H155ZM178 91H180V89L178 90ZM198 90H196L195 92H197ZM200 91V90H199ZM200 91V92H201ZM7 92V91H6ZM12 92H14V91H12ZM18 92V91H17ZM16 91L14 92V94L13 93H10V94H13V97H15L14 95H15V93H17ZM26 92V91H25ZM129 92H131V90L129 91ZM129 92H127V90H126V93H127V95H129L130 96V94H132V95H136V93H135V91L133 92V93H129ZM181 92V91H180ZM184 92V93H185ZM192 92V91H191ZM194 92V94L195 95H199V94H201V93H199V94H196ZM204 92H206V91H204ZM27 93H28V91H27ZM135 93V94H134ZM149 93H151V92H149ZM154 93V92H153ZM156 93V92H155ZM162 93V92H161ZM172 93V92H171ZM173 93L174 94H178V93H175L174 91H173ZM189 93V92H188ZM10 94L8 93V94H6L5 96H10ZM18 94H21V92L19 91V93ZM18 94H17V96H18ZM25 94V93H24ZM30 94V93H29ZM152 94V93H151ZM158 94V93H157ZM157 94H154V96H156ZM163 94V93H162ZM180 94H183V92L182 93H180ZM194 94H193V96H194ZM204 94V93H203ZM202 94V95H203ZM22 95V97L24 96L23 94H21ZM26 95V94H25ZM141 95H143L142 93H141ZM146 95V94H145ZM150 94H148L147 96L149 97V98H147V96H145L144 98H146V100L144 101L143 99L141 100V102L142 103H146V101L149 99V101H150V97L151 96H149ZM159 95V94H158ZM171 95H173V94H171ZM186 95V94H185ZM184 95V96H185ZM188 95H191V94H188ZM187 95V96H188ZM201 95V97H203ZM211 95V94H210ZM255 95H259V96H256L255 97ZM3 96V95H2ZM4 96V97H5ZM30 96H32L31 94H30ZM139 96V99H137L138 97L137 96H135V98L137 99V100H139L140 101V97H143V96H140V95H138ZM154 96H153V98H154ZM179 96H181V97H177V98H179V100H180V98H181V100H182V97H183V95H179ZM192 96V95H191ZM200 96V95H199ZM26 97V96H25ZM62 96H60V97H55V98H57L58 100H55L57 103L59 102V99H61V100H63V101H65L64 99V96H63V99L61 98ZM114 97H116V96H114ZM117 97H118V95H117ZM124 97H127V96H125V91H124ZM123 97V98H124ZM131 97V96H130ZM130 97H128L126 100H127V102L128 101H133V100H130L129 98ZM160 97V96H159ZM172 97V96H171ZM170 97V99H173V97L171 98ZM174 97H176V96H174ZM188 97H190V96H188ZM201 97H196L195 98V100H193V101H196V99H198L197 100V102L199 101V100H201V103L200 104H204V103H202L203 101H204V99H199V98H201ZM215 97H216V95H215ZM1 98V97H0ZM6 98V97H5ZM7 98H9V97H7ZM20 98H21V96H20ZM51 98V97H50ZM111 98V97H110ZM132 98V97H131ZM135 98H133L134 99V101H135ZM157 98V97H156ZM161 98V97H160ZM163 98V97H162ZM169 97L167 96V98H163L164 99V102L166 103V101L165 100H167ZM177 98H175L176 100H178ZM184 99H185V97H183ZM192 98V97H191ZM208 98V99H209ZM13 99V98H12ZM12 99H9V100H12ZM26 100L28 99V95H27V98H25ZM25 99H23L20 103H16L15 102V104L13 103V106L15 107V110L17 109V107L15 106V105H18L19 107H23V108H25V110L23 109V111H26V112H28V107L30 106V103H28L27 102V105L25 104ZM53 98H51V100H52ZM114 98L112 97V100H113ZM116 99V98H115ZM114 99V100H115ZM162 99V100H163ZM205 99L207 100V98L205 97ZM210 99V100H211ZM217 99V100H216ZM2 100H4V98L2 99ZM28 100H30V102H31V98L29 97V99ZM34 100V99H33ZM50 100V101H51ZM136 100V101H137ZM161 100V101H162ZM174 100V99H173ZM173 100H171V101H173ZM175 100V101H176ZM180 100V101H181ZM188 99H187V97H186V100H184L185 102H188L187 104L189 105H187L188 107H191V105H190V102L191 103H193V101L191 100V101H187ZM190 100V99H189ZM203 100V101H202ZM205 100V103L207 102ZM209 100V101H210ZM242 100H244V101H242ZM247 100H249L250 102H247ZM16 101H18V99L16 100ZM37 100L35 99V102H36ZM49 101V102H50ZM55 101L54 102H52L51 104H55ZM119 101V100H118ZM117 101V102H118ZM138 101V102H139ZM151 101H153V99L151 100ZM158 101H160V99H158ZM183 101V102H184ZM212 101V100H211ZM240 101H242V102H240ZM253 101V102H252ZM3 102V101H2ZM38 102H41L42 103V101H41V99H39L38 101H37V104H38ZM46 102V105L49 103V102H47V100L45 101ZM141 102H139L140 104H142ZM163 102V101H162ZM164 102L162 103V105H159V103H158V105L159 106H163V104H164ZM174 102V101H173ZM173 102H171V103H173ZM177 102H179V101H177ZM0 103H1V101H0ZM41 103L40 104H38L37 106H40V108L42 107L41 106ZM63 102H61V104H62ZM92 104H89V105H92L93 106V102H91ZM100 103V102H99ZM103 103V102H102ZM106 103V102H105ZM151 103V106L153 105L152 103H154V101L153 102H150ZM156 103V104H155ZM154 104L155 105H153V107H157V101L155 102ZM167 103H169L168 101H167ZM211 103H213V102H211ZM3 104V103H2ZM12 104V103H11ZM32 104H34V102H32L31 103V105ZM43 104H44V102H43ZM64 104V103H63ZM133 104V103H132ZM140 104H139V106H140ZM174 105L176 104V103H173ZM173 104H168V105H173ZM178 105H179V107H181V108H183L182 106V101H181V103H177ZM176 104V105H177ZM182 106H181V105ZM186 104V103H185ZM199 104V105H200ZM8 105H9V103H8ZM26 105V106H25ZM59 105V104H58ZM89 105H87L88 107H89ZM96 105H99V104H95V106ZM102 105V104H101ZM101 105H99V108H97L96 107V109H100V106ZM104 105V104H103ZM135 105V104H134ZM143 105V104H142ZM144 105H148L147 103L146 104H144ZM165 106H167V104H164ZM175 105V107H176V112H178L177 111V107L178 106H176ZM227 106V107H229V109L230 108H232V111L231 110H229L227 107H224V106ZM4 106H7V104L5 105L4 104ZM3 106V107H4ZM47 106H49V104L47 105ZM46 106V107H47ZM53 106V105H52ZM54 106H57V105H54ZM62 106V109H63V107H64V105H61ZM61 106H59V107H61ZM81 106V105H80ZM86 106V105H85ZM84 106V107H85ZM129 106V105H128ZM171 106H168V108L169 107H171ZM185 106V105H184ZM187 106H185L186 108H187ZM201 106H205V104L204 105H201ZM207 106H209V104L207 105ZM2 106H1V104H0V108H1ZM3 107L1 108V109H3ZM9 107V106H8ZM27 107V108H26ZM31 107V106H30ZM36 107V106H35ZM45 107V108H46ZM59 107H57L56 109H58V110H56V112L57 111H60L61 110V108L59 109ZM68 107V106H67ZM76 107V106H75ZM175 107H172V109L174 108L175 109ZM178 107V108H179ZM184 107V108H185ZM197 107H199V106H197ZM237 108L236 109V113L234 112L233 113V108ZM45 108H43L42 110L44 111V109ZM48 108V107H47ZM90 108V107H89ZM91 108H94V106L93 107H91ZM141 108V107H140ZM149 108V107H148ZM164 108V107H163ZM167 108V107H166ZM192 108H194V107H191V109ZM196 108V107H195ZM1 109H0V112H1ZM13 109V108H12ZM33 109H34V107H33ZM39 109V108H38ZM48 109H50V108H48ZM66 109V108H65ZM79 109V108H78ZM84 109V108H83ZM95 109V110H96ZM101 109H102V107H101ZM110 109V108H109ZM112 109V108H111ZM116 109V108H115ZM150 109H152V108H150ZM157 109V108H156ZM160 109H162V108H160ZM171 109V108H170ZM173 109V110H174ZM190 109V108H189ZM203 109V108H202ZM7 110V109H6ZM9 110V109H8ZM7 110V111H8ZM20 110V109H19ZM18 110V111H19ZM32 110V109H31ZM73 110H76V109H73ZM82 110V109H81ZM81 110H79V111H81ZM89 110V109H88ZM114 109H112V111H113ZM143 110H145V109H143ZM143 110H141V114L143 113L142 111ZM155 109H153V110H151V111H154ZM157 110H159V109H157ZM169 110V109H168ZM172 110V111H173ZM195 110H197V108L195 109ZM201 110V109H200ZM7 111H4V112H7ZM11 111V110H10ZM14 111V109L12 110V112ZM23 111H20V113L21 112H23ZM38 111V110H37ZM62 111V110H61ZM77 111V110H76ZM76 111H74V112H76ZM83 111V110H82ZM90 111H93V112H95L94 111V109H92V110H90ZM111 110H109V112H110ZM145 111H147V110H145ZM148 111H150V110H148ZM203 111H205V109H203L202 110V112ZM212 111L213 112H215L213 109H212ZM11 112V113H12ZM16 112V113H15ZM36 112V111H35ZM47 111L45 110V113H46ZM55 112V113H56ZM65 112V111H64ZM73 112V111H72ZM84 112V114L82 113V116H84L85 117V112H87V110L85 109V111H83ZM89 112V111H88ZM96 112L99 114V111L98 110H96ZM108 112V113H109ZM118 112V111H117ZM116 112V110H115V113H117ZM140 111L138 110V111H136V115H137V113H139ZM155 112V111H154ZM198 112V111H197ZM200 112V111H199ZM206 112V111H205ZM210 112V111H209ZM20 113H19V115H20ZM39 113V112H38ZM41 113H42V111H41ZM59 113V112H58ZM90 113V112H89ZM111 113V112H110ZM123 112L121 111V113L120 114H122ZM128 113H130V112H128ZM144 113H146V112H144ZM159 113V112H158ZM163 113V112H162ZM171 112H169V114H170ZM174 113V112H173ZM217 113V112H216ZM215 113V114H216ZM2 114V113H1ZM8 114V116H9V118H10V115H9V113H7ZM35 114V113H34ZM43 114V113H42ZM66 114V113H65ZM65 114H64V116H65ZM76 114V113H75ZM74 114V115H75ZM88 114V113H87ZM94 114H96V113H94ZM130 114H132V113H130ZM151 114H153V112L152 113H146V114H144V115H146L145 117L146 118H148L149 117V119L152 117V115ZM175 114V113H174ZM178 114V113H177ZM199 115H203V114H201V113H198ZM219 114H221V113H219ZM14 115H16V117L17 116H19V115H17V111H14L13 112V114H11V116H12V118H14ZM25 115V114H24ZM32 115V114H31ZM51 115V114H50ZM53 115H55L54 113H53ZM89 115V114H88ZM109 116H105V118L106 117H110V115L111 114H108ZM125 115H127V114H125ZM143 115V114H142ZM158 115V114H157ZM161 115H163V114H161ZM165 115V114H164ZM171 115H173V114H171ZM210 115V114H209ZM211 115H213V114H211ZM217 115V114H216ZM0 116H2V115H0ZM7 116V115H6ZM7 116V117H8ZM23 116V115H22ZM21 116V119L23 118ZM34 116V115H33ZM56 116H57V114H56ZM55 116V117H56ZM60 116V115H59ZM63 116V117H64ZM75 116H77V115H75ZM87 116V115H86ZM95 116V115H94ZM93 116V117H94ZM111 116H113V115H111ZM118 116V115H117ZM116 116V119L114 120V122L113 123H111V125L112 124H115V125H112V129L114 128V126H115V128L117 129L118 128V125L120 126V128L122 127V126H130L131 125V123L129 122L130 121V119H129V121H128V118H126L127 120V122L128 123H123V119L122 118H124L125 119V116L123 115V116H118L117 117ZM128 116V115H127ZM133 116H135V115H133ZM138 116H140V114H138ZM151 116V117H150ZM159 116V115H158ZM174 116V115H173ZM218 116V115H217ZM29 117H31V116H28V118ZM40 117H43V116H41V114H40ZM40 117H39V120H40ZM54 117V118H55ZM61 117V116H60ZM69 117V116H68ZM72 117L73 116H71L69 119H72ZM80 117H81V114H80ZM128 117H131V115H129ZM142 119H145V117L143 116H140ZM165 117H167L166 115L164 116V117H162V116H160L159 118H165ZM170 117V116H169ZM172 117V116H171ZM174 117H177V115L176 116H174ZM205 117V116H204ZM1 118V123H2V117H0ZM6 118V117H5ZM4 118V119H5ZM18 119H19V117H17ZM16 118V119H17ZM26 118L27 117H25L24 118V122L23 123H25V122H29L30 123V121L28 120V118H27V120L28 121H25L26 120ZM31 118H34V117H31ZM30 118V119H31ZM36 118H37V116H36ZM45 119H46V117H44ZM53 118V119H54ZM59 118V117H58ZM88 117H85V120L87 119ZM96 118H97V114H96ZM100 118V117H99ZM132 118V117H131ZM135 118H136V116H135ZM141 118H139L140 120H142ZM155 118H157V117H155ZM215 118H216V116H215ZM224 118H225V116H224ZM229 118V117H228ZM254 118V119H253ZM8 119V118H7ZM15 119V118H14ZM17 119V120H18ZM20 119V120H21ZM51 118H49V120H50ZM52 119V121H55V120H57L56 118L53 120ZM69 119H68V122H69ZM77 119V118H76ZM75 118H73V120H76ZM80 119V118H79ZM89 119V122L91 121L90 120V117L88 118ZM88 119L86 120V121H88ZM95 119V118H94ZM92 120V121H95V120ZM138 119V120H139ZM152 119V118H151ZM217 119H219V117L217 118ZM227 119V118H226ZM251 120V123H253V121H254V123H253V127H254V124L256 125L257 124V126H255L254 128L255 129H253V127H252V125H250L252 128H250V129H252V130H250V129H247V127L245 126V128H246V130H245V128H244V125H242V121L245 123V124H248V122H246V121H244V120ZM8 120H11V119H8ZM35 120V119H34ZM37 120V119H36ZM38 120V121H39ZM43 120V119H42ZM58 120H62V117H61V119H58ZM73 120H71V123H72V121ZM81 120V119H80ZM80 120H78V122H77V120H76V122L77 123H81V121H83V119L80 121ZM98 120V119H97ZM103 120V119H102ZM102 120H100V121H102ZM104 120H106V119H104ZM109 120V119H108ZM136 120H137V118H136ZM137 120V121H138ZM153 120H154V122H153V124L152 123H150V124H152L151 126H153L155 129L154 130H156V129H158V127H159V125H160V123H159V119H158V122H157V120H155L154 119V116H153ZM168 120V119H167ZM176 120V119H175ZM256 120V121H255ZM4 121V120H3ZM12 122L14 121V123H15V120H11ZM46 120H44L43 122H45ZM65 121V120H64ZM86 121H84L85 122V124H88V125H91V124H89L88 122H86ZM91 121V122H92ZM99 120L97 121V122H100ZM107 121V120H106ZM133 122H134V118H133V120H132ZM131 121V122H132ZM136 121V122H137ZM150 121V120H149ZM173 121V120H172ZM5 122H6V119H5ZM5 122H3V123H5ZM10 122V121H9ZM20 122H22V121H20ZM20 122H19V124H20ZM34 121L32 120V123H33ZM40 122H42L41 120H40ZM40 122H34L35 124H34V126H36V125H38ZM49 122V121H48ZM51 122V121H50ZM49 122V124H52V123H50ZM58 122V121H57ZM83 122V123H84ZM132 122V123H133ZM135 122V123H136ZM140 122V121H139ZM138 122V123H139ZM160 122H162V121H160ZM74 123V122H73ZM74 124L75 126H77V127H80V129H81V126H79V124ZM83 123H81V124H83ZM96 123V122H95ZM103 123V122H102ZM105 123V122H104ZM103 123V124H104ZM123 123V124H122ZM159 123V124H158ZM167 123H169V122H167ZM251 123H249V124H251ZM11 124V123H10ZM10 124H7V125H9V126H11ZM16 124V123H15ZM14 124V125H15ZM18 124V125H19ZM27 124V123H26ZM31 124V123H30ZM41 124V123H40ZM39 124V125H40ZM47 124V123H46ZM45 124V125H46ZM63 124V128L65 127V125H64V123H62ZM80 124V125H81ZM98 125L99 124H101V123H97ZM96 124V126H98ZM134 124V123H133ZM140 124H143L142 122H140ZM149 124V125H150ZM163 124V123H162ZM1 125V124H0ZM5 124H3V127H4V129H5V126H4ZM13 124H12V127L14 126ZM17 125V124H16ZM22 125V124H21ZM38 125V126H39ZM56 124L54 123V125L53 126H51L52 128H54V126H55ZM59 124H57V126H58ZM73 125V127H71V129L72 128H74L75 126ZM84 125V124H83ZM88 125H86V126H88ZM102 125V124H101ZM116 125H117V127H116ZM144 125V124H143ZM226 125H228V124H226ZM240 125H242L243 127H241L242 129H244V130H242L239 126ZM27 126V125H26ZM33 126V127H34ZM41 126H43L42 124L40 125V127ZM47 127H49V130H52V128H50V125H46ZM45 126V127H46ZM57 126H55V128L57 127ZM67 126H69V124L67 125ZM85 126V125H84ZM85 126V127H86ZM100 126V125H99ZM103 126V125H102ZM102 126H100V127H102ZM132 126H134L133 128L131 127V129L130 128H128V129H130L129 131H127L128 129H126V130H123V132H119V140H115V138H113V141L115 140V141H117L116 142V145H114V146H110L111 144H109L107 147H105L104 148V152H105V154L106 155H108L106 152H108L109 153V156H106V155H104V156H106V158H107V160H108V158H109V160H114V161H116V162H118V163H121V164H123L122 165V167L124 166V164H125V166H126V164H129V163H132V164H135V166L137 165L136 163L137 162H139L138 161V159L139 158H143V159H145L146 158V156L149 154L150 156L152 155V154H154L155 152H159V154L161 153L162 155H165V156H162L164 159H166V157L168 156L169 157V155L171 154H169L168 155V153H169V151L168 150H170L171 149V147H173V145L172 146H170V149H169V145H170V140H169V145L167 144L166 145V142H164V140H168V136H167V134L166 135H164V136H166V138L165 137H163V139L161 138L162 136H161V133H162V135H163V133L164 132H161V131H163V129L162 130H160L161 128H163L164 126H162V127H160V129H159V135H157L156 136V134H154V133H157V132H155V131H153L154 133H152V130H150L149 128H152L151 126H149V128L146 126V129L148 128V130H150V132L149 131H147L146 129H144V126H140L139 124L138 125H132ZM137 126V127H136ZM138 126H140V127H138ZM156 126H158V127H156ZM229 126V125H228ZM231 126H230V128H231ZM2 127V128H3ZM18 127V126H17ZM20 127V126H19ZM22 127L23 126H21V129H22ZM27 127H30L29 126V124H28V126ZM37 127V126H36ZM44 127V126H43ZM43 127H42V129H43ZM44 127V128H45ZM47 127H46V129H47ZM62 127H60V125L58 126V128L60 129H63ZM84 127V129H86ZM100 127H99V129H100ZM166 127V126H165ZM168 127H169V125H168ZM167 127V128H168ZM249 127V126H248ZM8 128H10V127H8ZM14 128V127H13ZM16 128V127H15ZM24 128V127H23ZM26 128V127H25ZM24 128V129H25ZM31 128V127H30ZM58 128H56L55 130H57ZM68 129H69V127H67ZM76 128V127H75ZM95 128V127H94ZM119 128V129H120ZM167 128H166V130H167ZM186 128H188V127H186ZM4 129H2V131L4 130ZM10 129H12V128H10ZM27 129V128H26ZM25 129V130H26ZM34 129H35V127H34ZM38 129V128H37ZM46 129H45V133H46ZM71 129H69L70 131H71ZM82 129H83V127H82ZM89 129V128H88ZM87 129V130H88ZM116 129H115V131H116ZM118 129V130H119ZM165 129V128H164ZM170 129H172V128H170ZM191 129V128H190ZM232 129V128H231ZM17 130H19V129H17ZM32 130V132L33 131H35V130H33V128L31 129ZM49 130H47V131H49ZM54 129H53V131H55ZM66 130V129H65ZM64 129H63V131H65ZM73 131H72V135H71V133L69 134L68 132L66 133V132H63V133H66L67 135L69 134V135H71V136H74L73 135V132L75 131V129H72ZM77 130H79L78 128H76V131ZM102 130V129H101ZM111 130V129H110ZM114 130V129H113ZM144 130V131H143ZM146 130V131H145ZM165 130V131H166ZM184 130V129H183ZM182 130V131H183ZM194 130H195V127H194ZM198 130H199V128H198ZM197 130V128H196V131H198ZM1 131V132H2ZM5 131V130H4ZM3 131V132H4ZM7 131V130H6ZM5 131V132H6ZM27 131H29V128H28V130ZM39 131H42V130H39ZM68 131V130H67ZM107 131V129H105V132H104V134H106V133H108L109 134V132H110V134H112V132L114 133L115 131H109V132H106ZM125 131H127V132H125ZM168 131H169V128H168ZM171 131H173V130H171ZM170 131V132H171ZM174 131H179V133L181 132V130H176V128H174ZM173 131V132H174ZM202 131V130H201ZM204 131V130H203ZM241 131V133L238 135V133ZM242 131H245V132H242ZM251 131H253V135H254V132L256 133V135H254V137H252V138H250L251 136H253V135H251ZM16 131L14 130V132H10V131H8L7 133L9 134H12V133H15ZM22 132V133H21ZM30 132V131H29ZM29 132H27V133H29ZM32 132H30V134H33ZM36 132H38V131H35V133L34 134H36ZM43 132V131H42ZM50 132V134L52 133L51 131H49ZM49 132H47L46 133V135H45V133H43L44 134V136H45V139H46V137L48 136V133ZM58 132V131H57ZM60 132V131H59ZM62 132V131H61ZM60 132V133H61ZM78 133L77 134H79L80 132L79 131H77ZM83 132H85V130L83 131ZM97 132V131H96ZM96 132H94L95 134H96ZM129 132V133H128ZM147 132V133H146ZM161 132V133H160ZM172 132V133H173ZM186 132H187V129H186ZM189 133H191L190 131H188ZM199 132V131H198ZM249 132H251V133H249ZM257 132H259L258 134H257ZM262 132V133H261ZM39 133V132H38ZM54 133V135H55V133L56 132H53ZM52 133V134H53ZM59 133V134H60ZM63 133L61 134V135H63ZM144 133V134H143ZM148 133H151V134H148ZM168 133V132H167ZM176 133V132H175ZM179 133H177V134H179ZM189 133H187L188 134V136L190 135ZM194 133H196V132H194L193 131V134ZM200 133H202V132H200ZM199 133V134H200ZM15 134H19V131L17 132V133H15ZM21 134H23V131H21L20 130V135ZM26 134V133H25ZM33 134V135H34ZM41 134V133H40ZM49 134V135H50ZM57 134V133H56ZM65 134V135H66ZM76 134V133H75ZM81 134H82V132H81ZM104 134H101V136L102 135H104ZM124 134V135H123ZM168 134H170L171 135V133H168ZM185 134V130H184V133L182 134V135H184ZM192 134V135H193ZM198 133H196V134H194V139H196V135H197ZM204 134V133H203ZM216 134H217V132H216ZM251 136H250V135ZM2 135V136H1ZM3 135H7V134H0V136H1V138H0V140H1V147H0V150L1 149H7V150H10V153L11 154H13V155H19V152L18 151H20L21 149H22V147L20 146V145H18V146H20L19 147V149L20 150H18L17 152H18V154H17V152L16 153H12L11 152V148H12V146H13V143H12V141L15 139V138H13V137H11V135H9V136H4L3 137ZM20 135H18V136H20ZM33 135H31L32 137H33ZM39 136V134H36L35 136ZM68 135V136H69ZM123 135V136H122ZM181 135V136H182ZM186 135V134H185ZM218 135L219 136H222V134L220 133H218L216 136L218 137ZM243 135V134H242ZM16 135H14V137H15ZM18 136H16V137H18ZM24 137V135H21V137ZM31 136L29 137V138H31ZM43 136V135H42ZM42 136L41 137H37V139H40L41 138V142L43 141V142H45L46 140H42ZM67 136V137H68ZM81 136V135H80ZM100 136V135H99ZM100 136V137H101ZM107 136H110V135H107L106 134V137ZM115 136V135H114ZM116 136H118L117 135V133H116ZM174 136L176 137V135H174L173 134V136H172V138H174ZM199 136V135H198ZM203 136V135H202ZM201 136V134H200V136L199 137H202ZM223 136L224 137H226V135H224L223 134ZM246 136H248V137H246ZM250 136V137H249ZM25 137H28V135L27 136H25ZM24 137V138H25ZM102 137H104V136H102ZM106 137H105V139H104V142L106 141ZM160 137V138H159ZM184 137V136H183ZM182 137V138H183ZM224 137H220V138H224ZM241 137H243L244 138V135L243 136H241ZM19 138V137H18ZM44 138V137H43ZM72 138V137H71ZM75 138H79V136L77 137L76 135H75V137L73 138V139H75ZM170 138V137H169ZM171 138V139H172ZM185 138H186V136H185ZM191 138V137H190ZM198 138V137H197ZM21 139V138H20ZM37 139H35V140H37ZM50 138L48 137V140H49ZM90 139V138H89ZM93 139V137L91 138V140ZM187 139H188V137H187ZM202 139V138H201ZM242 139V138H241ZM241 139L239 140V141H241ZM17 140V139H16ZM25 141V143H27L26 142V139H24ZM47 140V141H48ZM90 140V141H91ZM98 141L100 140V138L98 137V139H97ZM109 140H110V137H109ZM175 141H176V139H174ZM184 140V139H183ZM191 140H192V138H191ZM204 140L206 141L205 143H207V141H208V139L206 140L205 138H203V142H204ZM218 140H220V139H218ZM15 141V140H14ZM18 141V140H17ZM21 141V140H20ZM32 141H33V139H32ZM38 142H39V140H37ZM37 141H35V142H37ZM46 141V142H47ZM51 141V143H49ZM49 142H47V146H48V143L51 145L52 143H53V138H52V140H50ZM112 141V142H113ZM186 141V140H185ZM196 141L197 140H195L194 142L196 143ZM202 141V140H201ZM214 141V140H213ZM213 141H211V142H213ZM222 141V140H221ZM238 141V140H237ZM24 142H23V140L21 141V142H19V143H23L24 144ZM30 142H31V140H30ZM42 142V143H43ZM54 142H57V141H54ZM104 142H100L99 141V145L100 146H98V147H100V148H102V145H101V143L103 144ZM106 142H108V137H107V141ZM105 142V143H106ZM178 142V141H177ZM182 142V141H181ZM194 142H190V141H188V143H194ZM40 143V142H39ZM58 143V142H57ZM61 143V142H60ZM83 143L84 142H82V145H83ZM92 143H94V142H92ZM104 143V144H105ZM114 143V142H113ZM173 143V142H172ZM180 143V142H179ZM179 143H177V144H179ZM194 143V144H195ZM208 143H209V141H208ZM214 143V142H213ZM212 143V144H213ZM221 143V142H220ZM240 143V144H241ZM28 144L31 146V144L30 143H27L26 145L28 146ZM36 144V143H35ZM46 144V143H45ZM62 144H64V145H66L65 143H63V141H62ZM70 144H72V143H70ZM69 144V142H68V145H69V147L70 146H72V145H70ZM173 144H176V143H173ZM194 144H190V145H194ZM204 144V143H203ZM203 144H201V145H199V144H195V146L197 145V149H198V146H199V148L201 149V147L200 146H202ZM222 144V143H221ZM230 144V143H229ZM228 144V145H229ZM42 145V144H41ZM52 145H54V144H52ZM55 145H56V143H55ZM58 145H60V144H58ZM57 145V146H58ZM74 145H75V143H74ZM73 145V146H74ZM94 145V149H97L96 148V146H97V143H96V141H95V144H93ZM96 145V146H95ZM113 145V144H112ZM183 145V144H182ZM182 145H181V147H182ZM185 145H187V144H185ZM206 145V144H205ZM225 145H227V144H225ZM29 146V147H30ZM33 146V145H32ZM67 146V145H66ZM61 147L63 150L65 149V148H67V147ZM83 146H85V145H83ZM86 146H87V144H86ZM92 144H88V148H90V150L92 149ZM111 147V148H109V150H110V152L108 151V147ZM178 146V145H177ZM177 146H175L174 145V147H177ZM194 146V147H195ZM204 146V145H203ZM207 146V145H206ZM215 146V144L213 145V147ZM219 146H221V145H219ZM241 147H242V145H240ZM28 147V148H29ZM37 147V144L32 148V150L30 151H28V153L30 154H28L29 156L28 157H30V156H32L33 157V155H31L32 153V151H33V149H35ZM42 147V146H41ZM55 147V146H54ZM60 147V146H59ZM82 146H80V148H81ZM174 147L171 149V150H173L174 149ZM178 147H180V144H179V146ZM177 147V148H178ZM184 147V146H183ZM182 147V149L183 150H185V148H186V153H188L189 151V149L187 150V147H185V148H183ZM194 147H192V148H194ZM208 147H209V145H208ZM208 147H206L205 149L207 150L206 152H208L209 150H213V147L211 148V147H209L210 149L208 150ZM243 147V149H246V150H249L250 151V149H248V147H246V148H244ZM13 148H15V147H13ZM18 148V147H17ZM17 148H15V149H13L14 151H16V149ZM24 148H25V145H24ZM23 148V149H24ZM40 148V147H39ZM48 148H51V146H49V147H47L46 148V146H45V149L47 150ZM71 148V147H70ZM77 149L79 148V147H76ZM80 148L78 149V150H80ZM86 147H84L83 149H85ZM99 148V149H100ZM176 148V151L175 150H173V151H175V153L174 154H178V153H176V152H179V148L177 149ZM190 148V147H189ZM192 148L190 149V151L192 150ZM216 148H217V146H216ZM219 148H221L220 150H221V152L223 151V153L225 152V149H226V146L224 147L223 146V148H225L224 150H223V148L222 147H219ZM230 148V147H229ZM5 149L4 150H2V153H4V151H5ZM26 149V148H25ZM25 149H24V151H25ZM87 149V148H86ZM107 149V150H106ZM182 149H180V150H182ZM196 149V150H197ZM200 149H199V151H200ZM203 149V148H202ZM215 149V148H214ZM260 149V151L259 152H257V153H259L260 154V156H259V154H257V156H259L258 157V159L260 160L263 156H261V154L263 153V149L261 150ZM12 150V151H13ZM42 150V149H41ZM41 150H39V151H41ZM55 150V149H54ZM68 150V148L66 149V151ZM76 150V149H75ZM88 150V154L86 155L85 153H86V151ZM86 151L84 150V152L85 153H83V150H82V152H81V154H82V156H83V154L87 157V156H89V149H87ZM98 150V149H97ZM101 150V149H100ZM103 150V149H102ZM194 150V149H193ZM192 150V151H193ZM196 150H194L195 152H193V153H196L197 151ZM238 150V149H237ZM37 151H38V149H37ZM43 151V150H42ZM57 150H55V152H52V150H50V152H49V149H48V152L47 153H53L52 155H54V153H58V152H56ZM77 151V150H76ZM94 151H96V150H94ZM94 151H93V149H92V153H94ZM173 151H171V152H173ZM188 151V152H187ZM215 151H216V149H215ZM215 151H213V154H214V152ZM262 151V152H261ZM35 153H36V151H34ZM45 152V151H44ZM43 152V153H44ZM72 152V151H71ZM79 152V153H80ZM97 152H99V150L97 151ZM101 152V151H100ZM182 151H180L179 152V154H178V156L179 155H181L180 153H181ZM184 152V151H183ZM201 152H203V154H205V151H201ZM201 152H197L195 155H200L199 153H201ZM217 152H219V151H217ZM248 152V151H247ZM251 152V151H250ZM261 152V153H260ZM2 153H1V155L0 156H2V158H4V156H6V154H7V152H5L6 154H3L2 155ZM20 153L24 156V154H25V152H21L20 151ZM24 153V154H23ZM35 153H33V154H35ZM38 153H41V152H38ZM38 153H36L35 154V156L37 157H35L34 156V158H32V157H30L31 158V160H33V161H35V162H38L40 159V155L38 154ZM46 153V154H47ZM65 153H67V152H65ZM185 153V152H184ZM185 153V154H186ZM193 153H192V155H193ZM210 155H212L211 153H210V151L208 152ZM253 153V152H252ZM20 154V155H21ZM27 154H25L26 156H27ZM39 156H38V155ZM45 154V153H44ZM45 154V155H46ZM69 154V153H68ZM67 154V155H68ZM70 154H72V153H70ZM74 154V153H73ZM77 154H78V152H77ZM100 154V153H99ZM147 154V155H146ZM157 155V153H155V155L156 156H158V157H155L154 155V158L156 159V158H160L161 160L159 161V162H161L162 161V157H160V155ZM173 154V153H172ZM184 154V155H185ZM191 155V153L189 152L187 155ZM202 154V153H201ZM209 154H206V155H209ZM219 155H220V153H218ZM218 154H216L217 155V159H218V157H220V156H218ZM19 155V156H20ZM49 155H51V154H49ZM56 155V154H55ZM66 155V156H67ZM93 155V154H92ZM94 155H96L97 157H96V160H92V161H98V160H100V161H102V159H100V158H102V157H100V156H102L103 155V153H101V155L99 156L97 153L96 154H94ZM146 155V156H145ZM147 156V158L149 159V157L150 156ZM183 155V156H184ZM195 155H193L191 158H195L196 156ZM209 155V156H210ZM215 155V154H214ZM215 155V156H216ZM221 155H223V157H224V155H226V153H224V154H222L221 153ZM247 155V154H246ZM7 156H8V154H7ZM10 156V155H9ZM42 156V155H41ZM44 156V155H43ZM42 156V157H43ZM72 156V155H71ZM82 156H81V158H82ZM100 158H99V157ZM103 156V157H104ZM145 156V157H144ZM153 156H151V158L150 159H154V158H152ZM177 156V157H178ZM182 156V157H183ZM186 156V155H185ZM183 157V159H186V160H189V161H191L189 158L187 159V157ZM13 157V156H12ZM12 157H6V158H8V159H10L11 158V160H12ZM27 157V158H28ZM45 157V156H44ZM47 157H49V156H47ZM57 157V156H56ZM55 157V158H56ZM68 157H70L69 155H68ZM80 157V156H79ZM95 156H93V158H94ZM170 157H172V156H170ZM179 157H181V156H179ZM199 157V156H198ZM207 157V156H206ZM13 158H16L15 159V162H17V160H20V159H17V156L15 157H13ZM19 158V157H18ZM21 158V157H20ZM53 158H54V156H53ZM58 158V157H57ZM73 158H75L76 160H77V158L78 157H71V159H73ZM81 158H79V159H81ZM84 158V157H83ZM87 158H90L89 159V161L91 160V157H87ZM92 158V159H93ZM99 158V159H98ZM106 158L104 159V160H106ZM146 158V159H147ZM173 158V157H172ZM201 158V156L199 157V159ZM204 159H205V157H203ZM221 158V157H220ZM219 158V159H220ZM0 159H1V157H0ZM58 159H60V158H58ZM70 159V158H69ZM84 159H86V158H84ZM98 159V160H97ZM145 159V160H146ZM147 159V160H148ZM150 159H149V161H150ZM154 159V160H155ZM182 159V160H183ZM196 159V158H195ZM194 159V160H195ZM198 159V158H197ZM196 159V160H197ZM199 159H198V161H199ZM204 159H202L203 160V162H204ZM215 159V157L214 158H210V161L212 160V161H215L214 160ZM222 159V158H221ZM10 160V161H11ZM14 160V159H13ZM21 160H22V158H21ZM23 160H26V158L25 157H23ZM30 159H27V161H29ZM57 160V159H56ZM55 160V161H56ZM144 160V161H145ZM156 160H158V159H156ZM169 161V160H173V159H166L165 161ZM193 160V162H195ZM202 160H200V162L202 161ZM253 160V159H252ZM264 160V159H263ZM262 159H261V161H260V163H259V166H254V165H252L253 164V161H250V160H247V159H244V157H241V156H239L238 155V151H237V156L235 157V163H234V166H232V167H230L228 170H221V167H220V169L218 170V168H219V164L217 163L219 160H217V162H214V163H217V165H215V164H211L212 165V168L214 167L213 165H215L216 167L218 166V168H216L215 167V170H216V172L215 171H213V172H215L216 174H215V176H217V178H218V181L219 182H222V184L220 185V187H224L225 188V184H229V185H231L232 186V189H234V192L235 191H237V192H239V193H249L251 190L253 191V189L255 190V188H258L257 190L259 191L260 189H259V187L260 186H262V185H264V183H262L261 182V180H258V179H255L254 177H256L257 175H255L256 174V172L258 171V170H262V171H264V161H263ZM50 161H51V159H50ZM49 161V162H50ZM53 161V160H52ZM58 161V160H57ZM74 161V160H73ZM80 162V160H77V162ZM81 161H82V159H81ZM84 161V160H83ZM147 161L148 162V164L149 163H152V162H154V161ZM207 161H209V160H207ZM211 161V162H212ZM227 161H228V159H227ZM13 162V161H12ZM20 162V161H19ZM25 162V161H24ZM44 162H47V159L44 161ZM54 162V161H53ZM53 162H51L50 163V165L52 164H54L55 166L57 165L56 163H59L60 165H61V163L60 162H55V163H53ZM71 162V161H70ZM69 162V163H70ZM75 162V161H74ZM77 162L75 163V164H77ZM79 162H78V164H79ZM86 162V164H87V160L85 161ZM159 162H158V164H159ZM171 162V161H170ZM174 162V161H173ZM193 162H191V163H193ZM206 162V161H205ZM21 163V162H20ZM80 163H83V162H80ZM89 163H92L91 161L90 162H88V164ZM98 163H99V161H98ZM97 162H96V164H98ZM113 163V162H112ZM144 163V162H143ZM155 163H157L156 161H155ZM178 163H180L179 161H178ZM177 163V164H178ZM18 164V163H17ZM17 164H15L16 166H18ZM58 164V165H59ZM63 164V163H62ZM67 164V163H66ZM71 165L73 164V162H71L70 163ZM77 164V165H78ZM86 164H84V166L86 165ZM93 164H94V162H93ZM93 164H89V165H91V166H93ZM96 164H94V166L96 165ZM117 164V163H116ZM139 165H137L138 167L140 166V163H138ZM141 164H142V162H141ZM145 164H146V162H145ZM163 164H165L164 163V161H163ZM176 164V163H175ZM182 163H180V165H181ZM197 164V163H196ZM202 164H204V163H202L201 162V164L199 165V166H201ZM209 163H207V169H208V167H209V169H211L210 167H211V165L209 166L208 165ZM255 164V163H254ZM2 165V164H1ZM1 165H0V167H1ZM29 165H32V164H29ZM34 165V164H33ZM60 165L58 166V167H60ZM74 165V164H73ZM80 165V164H79ZM99 165H100V163H99ZM104 165V164H103ZM119 165V164H118ZM118 165H116V166H118ZM183 165V164H182ZM187 165H188V163H187ZM190 165V164H189ZM220 165H223V163L222 164H220ZM22 166H25V165H21V167ZM45 166H47V165H45ZM45 166H44V169H46L45 168ZM55 166H53V168L55 167ZM65 167H66V165H64ZM63 166V167H64ZM74 166H76V165H74ZM87 166V165H86ZM111 166V165H110ZM131 166V165H130ZM130 166H129V168H130ZM134 166V167H135ZM137 166L135 167V168H133L136 172V178L138 179V180H140V181H142L143 179H144V177L145 176H143L142 174L143 173H146V172H143V170H140V169H137ZM161 166H164V165H161ZM167 166V165H166ZM168 166H169V168L170 167H172V166H170V163L168 164ZM176 166V165H175ZM174 166V167H175ZM178 166V165H177ZM176 166V167H177ZM190 166H192V165H190ZM12 167V166H11ZM10 167V168H11ZM21 167H20V170H21ZM34 167H35V165H34ZM51 167V166H50ZM62 167V166H61ZM62 167V168H63ZM64 167V168H65ZM67 167H68V165H67ZM66 167V168H67ZM83 167V164H82V166H81V168ZM103 167V166H102ZM106 167V166H105ZM113 167H114V165H113ZM127 167V166H126ZM143 167V166H142ZM173 167V168H174ZM188 167V166H187ZM198 167V166H197ZM203 167V166H202ZM201 167V168H202ZM17 167H15L14 166V169H16ZM30 168V167H29ZM55 168H57V167H55ZM76 168H78V167H76ZM88 168H90V167H88L87 166V169ZM118 168V167H117ZM167 168V167H166ZM178 168H180V167H178ZM204 168H205V165H204ZM203 168V169H204ZM227 168V167H226ZM255 168V169H254ZM3 169V168H2ZM14 169L13 168H11V170L9 169V171L8 172H6V174H5V171H4V175L3 174H1L0 173V264H108V263H105V260L103 261V259L101 260V259H99V257H97L96 256V252H94L93 251V248L91 249V252L90 253H88V254H83V253H85V251H86V249L84 248V241H82L83 243H80L81 245L80 246H82V244H83V248L85 249V251H82V254H78L76 251H75V249L74 248H76V247H74V248H67V247H64V246H62V245H59V242H57L58 240L55 238V233L57 232V233H59L60 235H64V237L65 236H67L68 235V237H69V235L70 236H73V235H75L74 234V232H73V230H74V228H76V226L71 222V221H73V219H74V216H73V212L77 209V207L78 206H76V205H79V204H76V205H74V198H72V196H71V191L73 190H71L70 191V188H67L66 186H64V187H66V189L67 190H69V192H55V193H53L52 192V194H50V195H52L49 199H47V198H45L44 196H48V195H46V194H42L41 196L39 195V198L37 199V195H38V186L39 185H41V186H43L44 185V187H45V184H46V179L45 178H47V177H45V178H43V175L41 176V172L38 170L37 172H40V173H38V175H36V176H34V177H23L24 176V173H22L23 174V176H21V175H13V176H11V174H8L10 171V173H12L13 171H14ZM22 169H23V167H22ZM43 169V168H42ZM58 169V168H57ZM67 169H69V167L67 168ZM80 169V168H79ZM93 169L94 168H92V170L91 169H88L89 171L91 170V171H93ZM142 169H144V168H142ZM146 169V168H145ZM147 169H149V168H147ZM176 169V168H175ZM174 169V170H175ZM181 170H180V172L182 173L183 172V170H182V167L180 168ZM188 169V168H187ZM208 169V170H209ZM257 169V170H256ZM18 170V169H17ZM31 170V169H30ZM34 170H36V169H34ZM52 171H53V169H51ZM55 170V169H54ZM70 170H72V169H70ZM85 170V169H84ZM96 170V169H95ZM105 170H109L108 168H106ZM111 170V169H110ZM151 170V169H150ZM171 170H172V168H171ZM205 170V169H204ZM207 170V171H208ZM211 170H213V169H211ZM210 170V171H211ZM7 171V170H6ZM16 171V170H15ZM28 171H29V169H28ZM32 171H33V169H32ZM44 171H46V170H44ZM77 171H79V170H77ZM76 171V172H77ZM87 171V170H86ZM115 171H116V169H115ZM142 171V172H141ZM156 171V170H155ZM157 171H159V169L157 170ZM156 171V172H157ZM177 171H179V170H177ZM190 171V170H189ZM194 171V170H193ZM196 171V170H195ZM195 171H194V174H193V178H195V177H197V174H196V176L194 177V175H195ZM198 171V170H197ZM2 172V171H1ZM21 172V171H20ZM23 172V171H22ZM59 174H60V169H59ZM73 172L74 171H72V173H71V178H72V175H73ZM80 172H81V170H80ZM84 171H82L81 173H83ZM95 173H97L98 171H94ZM94 172H92V173H94ZM118 172H119V168H118ZM148 172V171H147ZM164 172L166 173L167 171H165L164 170ZM172 172H173V170H172ZM206 172V171H205ZM211 173L210 172V174L208 173V175L210 176L211 174H214V173ZM17 173V172H16ZM49 173V172H48ZM52 173H54V172H52ZM85 174L87 173V172H84ZM90 174H92L91 172H89ZM98 173H100V172H98ZM97 173V174H98ZM161 173H163V171L161 170ZM169 172H167V174H168ZM185 173H186V171H185ZM18 174V173H17ZM20 174V173H19ZM29 174H33V172L32 173H29ZM36 174V173H35ZM46 174V173H45ZM65 174H67V173H65ZM70 173L68 172V174L67 175H69ZM88 174V173H87ZM128 175H129V173H127ZM166 174V175H167ZM183 174V173H182ZM188 174V173H187ZM192 174V173H191ZM34 175V174H33ZM48 175V174H47ZM55 175V174H54ZM60 175H62V172H61V174ZM64 175V174H63ZM101 175H104V173L102 172L101 173ZM106 175H108V173L106 174ZM173 175V174H172ZM186 175V174H185ZM189 175L190 174H188V177H187V175H186V177L187 178H190L189 177ZM255 175V176H254ZM259 175V174H258ZM261 175V174H260ZM259 175V176H260ZM263 175V174H262ZM46 176V175H45ZM56 176H57V172H56ZM89 176V175H88ZM114 176V175H113ZM125 176V175H124ZM130 176H131V178H132V175L130 174ZM151 176V175H150ZM168 177H169V175H167ZM208 176V179H212V178H210ZM213 176V175H212ZM259 176H257V177H259ZM65 177H66V175H65ZM126 177H127V175L125 176V179H126ZM185 177V176H184ZM185 177V178H186ZM201 177V176H200ZM205 177H206V175H205ZM214 177V176H213ZM263 177H264V175H263ZM53 178V177H52ZM57 178V177H56ZM58 178H59V176H58ZM120 178V177H119ZM129 178V177H128ZM130 178V179H131ZM150 178V177H149ZM161 178V177H160ZM174 178H176V177H174ZM48 179V182H49V178H47ZM73 180L72 181H77V178L76 179H74V178H72ZM82 180H85L84 178H81ZM94 179V178H93ZM115 179V178H114ZM123 178H122V175H121V178H120V181L122 180ZM133 179V178H132ZM159 179V178H158ZM173 179V178H172ZM197 179H198V177H197ZM51 180V179H50ZM54 180H56V179H54ZM53 180V181H54ZM80 180V179H79ZM79 180H78V182H79ZM81 180V181H82ZM124 180V179H123ZM122 180V181H123ZM135 180V177H134V179L132 180V181H134ZM151 180V179H150ZM162 180V179H161ZM161 180H159L160 182H161ZM176 180H178V179H176ZM187 182L188 181H190V180H188V179H185ZM194 180H196V178L194 179ZM213 180H214V178H213ZM52 181V180H51ZM50 181V182H51ZM52 181V182H53ZM60 182H61V180H59ZM66 181H67V178H66ZM65 181V182H66ZM70 181V180H69ZM106 181H108V180H106ZM128 181H131V180H129L128 179ZM138 182V181H136L137 182V184L139 183V184H141L142 182ZM179 181H182V180H179ZM191 181H193V179L191 180ZM214 181H216V179L214 180ZM214 181H212V182H214ZM49 182V183H50ZM51 182V183H52ZM58 182V181H57ZM60 182H58L59 183V186L61 185L62 186V184L63 183H65L64 182V180L62 181L63 183L61 184ZM104 182V181H103ZM109 182H113L112 180L111 181H108V184H106V185H110L111 183H109ZM118 182H119V180H118ZM124 182V181H123ZM123 182H121V183H123ZM136 182H135V184H136ZM153 182H155L154 180H153ZM162 182H164V181H162ZM174 182V181H173ZM175 182H178V181H175ZM197 182V181H196ZM198 182L199 183H204V184H210L209 183V181L208 180H206V179H204V178H199V180H198ZM57 183V184H58ZM79 183H82V182H79ZM125 183H127L128 185H129V183L127 182V180H125ZM131 183H133V182H131ZM130 183V184H131ZM164 183H166V184H168L167 182H164ZM172 183V182H171ZM190 183V182H189ZM189 183H187L188 185H189ZM193 183V182H192ZM202 183V184H203ZM216 183V182H215ZM215 183H211V184H215ZM55 184H56V182H55ZM77 184V183H76ZM91 184V183H90ZM101 184H103V183H101ZM145 184H148V183H144V185L143 186H141V188L143 189V188H146L145 186ZM194 184V183H193ZM193 184H192V187H193ZM47 185V184H46ZM64 185V184H63ZM74 185V184H73ZM81 185V184H80ZM116 186H117V184H115ZM121 185V184H120ZM123 185V184H122ZM191 185V184H190ZM201 185V184H200ZM215 185H217V184H215ZM40 186V187H41ZM50 186H55V185H50ZM58 186V187H59ZM82 186H83V184H82ZM85 186H87L86 184H85ZM84 186V187H85ZM88 186H90V185H88ZM195 186V185H194ZM198 187H199V185H197ZM197 186L196 187H193V188H197ZM204 186V185H203ZM203 186L201 185V188H203ZM211 186V185H210ZM209 186V187H210ZM228 186V185H227ZM44 187H42L43 189H45ZM57 187V186H56ZM55 187V188H56ZM63 187V188H64ZM106 187V186H105ZM125 187L128 189L129 188V190L130 191H128V192H130L131 194L132 193H134L135 195L137 194V192L139 193V192H141V191H143V190H141V191H138V186L137 185H130V186H122V188L123 189H125ZM152 187V186H151ZM169 187V186H168ZM181 187V186H180ZM188 187V186H187ZM192 187H190L189 189L191 190V188ZM42 188H41V190H42ZM48 188V187H47ZM51 188V187H50ZM80 188V187H79ZM78 188V189H79ZM83 188V187H82ZM81 188V189H82ZM86 188H88V187H86ZM102 188V187H101ZM119 188L121 189V187L119 186ZM118 188V189H119ZM200 188V187H199ZM201 188L200 189H198V190H201ZM207 188H208V185H207ZM211 188V187H210ZM209 188V189H210ZM261 188V187H260ZM262 188L264 189V187L262 186ZM59 189V188H58ZM65 188H64V190H66ZM104 189V188H103ZM109 189V188H108ZM153 189V188H152ZM211 189H214L213 191H218V190H215V188H211ZM231 189V188H230ZM229 189V190H230ZM37 190V191H36ZM54 190V189H53ZM56 190V189H55ZM63 190V189H62ZM61 190V191H62ZM110 190V189H109ZM112 190H114L115 191V187L112 189ZM117 190V189H116ZM136 190H137V192H136ZM149 190V189H148ZM176 190H180V189H176ZM187 190H188V188H187ZM203 190H204V188H203ZM202 190V191H203ZM219 190H220V188H219ZM262 190V189H261ZM181 191V190H180ZM183 191V190H182ZM182 191H181V193H182ZM196 191V190H195ZM194 191V192H195ZM205 191H207V193H210L209 192V190H205ZM213 191H212V193H213ZM221 191V190H220ZM231 191V193H232V190H230ZM229 191V192H230ZM36 192H37V195H36ZM39 192H40V190H39ZM72 192H75V191H72ZM81 192H82V190H81ZM81 192H80V190H79V192H78V195L79 194H81ZM87 191H85V193H86ZM127 192V193H128ZM136 192V193H135ZM146 192V191H145ZM184 193H186L185 191H183ZM201 192V191H200ZM234 192L232 193V196H234L233 194H234ZM111 193V192H110ZM109 193V194H110ZM124 193H126V192H124ZM126 193V194H127ZM144 193V192H143ZM158 193H162V191H159L158 190V192H156L155 191V193L153 192V194L151 195L152 197H156V195H158ZM183 193V194H184ZM218 193V192H217ZM216 193V194H217ZM230 193V194H231ZM258 193V192H257ZM108 194V193H107ZM112 194H113V192H112ZM117 194V193H116ZM118 194H121L120 192H119V190H118ZM126 194H124V195H126ZM147 194V193H146ZM167 194V193H166ZM182 194V195H183ZM262 194H263V192H262ZM115 195V194H114ZM113 195V196H114ZM128 195V194H127ZM149 194L147 195L148 197L150 196ZM178 195V194H177ZM181 195V196H182ZM188 195H192V194H188ZM221 195V194H220ZM131 196V195H130ZM144 196V195H143ZM185 197H186V199H185V197H184V199L187 201V196L186 195H184ZM222 196H223V194H222ZM221 196V199L223 198V197H227V199H228V196H227V194L225 195V196H223L222 197ZM250 196V195H249ZM138 197H139V195H138ZM145 197V196H144ZM175 197V196H174ZM205 197V196H204ZM212 197V196H211ZM211 197H210V199L208 200L209 201V203L211 204V202H212V200L214 199V197H212L213 199L211 200ZM248 197V196H247ZM127 198H129V196H127ZM133 198V197H132ZM146 198V197H145ZM145 198H142V199H145ZM157 198H158V196H157ZM160 198V197H159ZM158 198V199H159ZM164 198V197H163ZM190 199L188 200V201H190L191 200V197H189ZM199 198H200V196H199ZM201 198H203L202 196H201ZM244 198V197H243ZM46 200L47 202H49L50 204H49V207L48 208H46V209H44V211H42L43 212V214H42V223L41 224H39L38 225V215L34 212L33 213V209L35 208L34 206L35 205H37V204H39V202L41 201V200ZM138 199H141V197L140 198H138ZM179 199V198H178ZM182 199V198H181ZM196 199V202L198 201V198L196 197L195 198ZM194 199V197L192 198V200L194 201L195 200ZM206 198H204L203 200H205ZM208 199V198H207ZM218 198H216V200H217ZM224 199V198H223ZM222 199V200H223ZM125 200V199H124ZM177 200V199H176ZM180 200V199H179ZM178 200V202H180ZM234 200V199H233ZM248 200V199H247ZM33 201H34V203H33ZM151 201H152V199H151ZM153 201H154V199H153ZM182 201H184L183 199H182ZM200 201V200H199ZM208 201H207V203H208ZM211 201V202H210ZM231 201V200H230ZM256 201V200H255ZM37 202V204H35ZM172 202H173V200H172ZM172 202H170L171 204H172ZM218 202V200L217 201H215V202H213V204L214 203H217ZM223 202H224V200H223ZM226 202V201H225ZM253 202V201H252ZM153 203V202H152ZM158 203V202H157ZM184 203V202H183ZM185 203H189V202H185ZM204 203V202H203ZM206 203V202H205ZM204 203V204H205ZM222 203V202H221ZM228 203V202H227ZM249 203H251V202H249ZM255 203V202H254ZM253 203V204H254ZM257 203H258V201H257ZM163 204V206H164V204L165 203H162ZM176 203L174 202V204L172 205V206H174ZM181 204V203H180ZM189 204H191V203H189ZM197 204V203H196ZM209 204V205H210ZM229 204V203H228ZM51 205V206H50ZM80 205H83L82 203L80 204ZM169 205V204H168ZM186 205V204H185ZM217 205V204H216ZM252 205V204H251ZM261 204H259V205H257L256 204V207L257 206H260ZM84 206V205H83ZM82 206V207H83ZM162 206V205H161ZM176 206H178V204L176 205ZM180 206V205H179ZM181 206H183V208H184V204L182 205L181 204ZM199 206V205H198ZM220 206H221V204H220ZM219 205H218V207H220ZM255 206V205H254ZM253 206V207H254ZM31 207H33L32 209H30ZM87 207V206H86ZM118 207V206H117ZM175 207V206H174ZM173 207V208H174ZM247 207V206H246ZM251 207V206H250ZM249 207V208H250ZM83 208H85V207H83ZM115 208V207H114ZM162 208H164V207H162ZM172 208V207H171ZM217 208V207H216ZM245 208V207H244ZM78 209H80V208H78ZM121 209V208H120ZM160 209V208H159ZM184 209H188V210H192L193 212H194V210L193 209H189V208H186V206H185V208ZM197 209L198 208H195V211H197ZM200 209V208H199ZM198 209V210H199ZM210 209H211V207H210ZM243 209V208H242ZM84 210V209H83ZM117 210H119V209H117ZM212 210V209H211ZM213 210H215V209H213ZM121 211V210H120ZM119 211V212H120ZM246 211V210H245ZM263 211H264V209H263ZM158 212V211H157ZM156 212V213H157ZM258 212V213H257ZM256 213H252L250 216L249 215H247V216H249V219L250 220H248V219H246L247 218V216H246V220H247V222L245 221H240V222H242L241 223V225L239 224L240 222H239V220L237 221V222H239V223H237L236 222V220H233V221H231V222H236V225H234V227H232L233 226V224H232V226L231 227H229V230H230V228L232 229H236V230H233V232L235 233V235H233V233H230V231L228 230V233L230 234V236H232L231 238H229V239H231V242H230V246H228V247H226V245H228V244H226L225 245V249H227V250H225V252H228L229 251V253L231 254L230 256H227L226 255V253L224 252V253H222V254H220L218 257H220L219 258V260L221 261H219L218 260V262H220V263H218V264H235V262H234V260L236 259V257H238V256H234V255H232V254H238V253H235L236 252V250L235 249H237V247H238V245L239 246H241L239 249L243 252V251H245L244 253H246L247 255H249V256H258L261 252H263V251H261V252H257L258 250H257V248H256V252H253L252 250H249L248 249V245H251V244H253V243H249V239L247 238V235H248V229H251V233H249V235H248V237L250 238V236L252 237L253 235V238L255 237V239L254 240H256V238L257 237H259L260 235H262L263 234V230H262V234L260 233V231L261 230H259L258 231V227L260 226L261 227V225H263V223H261V222H264V216H261L262 215V213H261V215H258L259 214V212H261V211H257ZM217 213V212H216ZM120 214H121V212H120ZM119 214V215H120ZM124 213H122V216H119L120 217V219H118V220H120V222L122 223H125V225H127V226H130V227H132L134 230H137L136 228V226H135V223L137 222L136 221V219H138L139 217V215L137 214V212H136V216H135V218L133 217L132 219H128L127 217H125L124 215H123ZM194 214V213H193ZM264 215V214H263ZM45 216V217H44ZM51 216H55L56 218H57V221H58V223H59V226H56V227H54L53 226V229L54 228H57L56 229V232L55 231H52L51 229H47V226H48V224H49V219H50V217ZM199 216V215H198ZM143 217V216H142ZM239 217H241V216H239ZM187 218V217H186ZM194 219H195V215H194V217H193ZM197 219H198V217H196ZM210 218L212 219L213 217H211L210 216ZM115 219V218H114ZM135 219V220H134ZM161 219V218H160ZM166 219V218H165ZM190 219H191V217H190ZM196 219V220H197ZM201 221H202V223H204L205 222V224H206V221H204V220H206L205 218L204 219H201V218H199ZM199 219H198V221H199ZM211 219H209V217H208V221L209 220H211ZM214 219V218H213ZM239 219H241V218H239ZM243 219H244V216H243ZM113 220V219H112ZM186 220V219H185ZM225 219H223V220H220L218 223H220V226H221V223L224 221ZM228 220V219H227ZM45 221V222H44ZM136 221V222H135ZM157 221V220H156ZM169 221V220H168ZM168 221L165 223V224H167L168 223ZM188 221H189V219H188ZM198 221L196 222V224L198 223ZM200 221V222H201ZM204 221V222H203ZM213 221H215V219L213 220ZM261 221V222H260ZM111 222V221H110ZM185 222V221H184ZM193 222V219L191 220V223ZM199 222V223H200ZM227 222V221H226ZM65 223H72V225H66V226H70V227H65L64 226V224ZM111 223H114V222H111ZM140 223V222H139ZM138 222H137V224H139ZM142 223V222H141ZM156 223H159V221L158 222H156ZM164 227H165V224L163 223V222H160ZM186 223V222H185ZM190 223V224H191ZM217 223V224H218ZM227 223H229V221L227 222ZM260 223H261V225H260ZM110 224V223H109ZM189 224V223H188ZM187 224V225H188ZM194 225V227L195 226H198V224L197 225ZM210 224V223H209ZM208 224V225H209ZM212 224V223H211ZM226 224V223H225ZM238 224H239V226H238ZM75 227H74V226ZM77 225V224H76ZM143 225V224H142ZM178 225V224H177ZM193 225V223L191 224V225H189V227L191 226V227H193L192 226ZM203 225V224H202ZM207 225V226H208ZM224 225V224H223ZM229 225H231L230 223H229ZM81 226V225H80ZM139 226V225H138ZM158 226H160V224L159 225H155L154 227H152L153 229H152V231H150V228L146 225L144 228H140L141 229V231L142 232H144L145 233V235H143L142 237H145V238H147V237H151L152 235H154L155 236V234H157L159 231H160V228L158 227ZM200 226V225H199ZM211 226V225H210ZM226 226V225H225ZM224 226V227H225ZM83 227V226H82ZM99 227V226H98ZM161 227V226H160ZM185 227H187L188 228V226H184L183 228H185ZM201 227V226H200ZM223 227V228H224ZM228 227V226H227ZM263 227V226H262ZM78 228V227H77ZM177 228V227H176ZM183 228H181L180 226H179V229H183ZM187 228H185L186 230H187ZM110 229H112V228H110ZM200 229V228H199ZM219 229H222V227H219ZM260 229V228H259ZM262 229V228H261ZM77 230V229H76ZM102 231L103 230H105V229H101ZM184 230V229H183ZM185 230V231H186ZM213 230V229H212ZM211 230V231H212ZM216 230H217V228H216ZM215 230V231H216ZM227 230V229H226ZM117 231V230H116ZM141 231H139V232H141ZM185 231H183V232H185ZM211 231H208L207 232V234L209 233L210 234V237H212L211 236V234H212V232ZM214 231V232H215ZM236 231H238L237 232V235H236ZM250 231V230H249ZM55 232V233H54ZM104 232H106V230L104 231ZM151 232V233H150ZM152 232H154V233H152ZM193 232H195V233H198V232H196V231H193ZM200 232V231H199ZM202 232V231H201ZM201 232L199 233V236H197V235H194L195 233H193L192 234V236H196V237H200L201 235ZM216 232H218V230L216 231ZM221 231L219 230V233H220ZM223 232V231H222ZM113 234H115V231L114 232H112ZM190 233V232H189ZM188 233V234H189ZM206 233V232H205ZM205 233L203 234V235H205ZM224 233V232H223ZM258 233H260V235L258 236ZM55 234V235H54ZM125 234H127V233H125ZM129 234V233H128ZM187 234V233H186ZM232 234V235H231ZM182 235V234H181ZM202 235V236H203ZM216 235L218 236L219 234H217L216 233ZM224 235V234H223ZM221 236L220 238L222 239V237H226L225 235L224 236ZM57 236H59V235H57ZM76 236V235H75ZM186 236H188V235H185V237ZM190 236V235H189ZM213 236H215V234L213 235ZM60 237V236H59ZM68 237H66V240H67V238ZM82 237H85V236H82ZM204 238H205V236H203ZM260 237H263V236H260ZM61 238V237H60ZM72 238V237H71ZM71 238H70V240L68 241V242H71ZM74 238H76V237H74ZM73 238V239H74ZM86 238H88V237H86ZM117 238V237H116ZM156 238H157V236H156ZM203 238V241L204 240H206V239H204ZM219 238V239H220ZM59 239V238H58ZM62 239H63V237H62ZM79 239V238H78ZM106 239V238H105ZM111 239H113V238H110L109 239V242H111L110 240ZM121 239V238H120ZM142 240H143V238H141ZM185 238H183L182 240H184ZM186 239H188V237L186 238ZM185 239V240H186ZM194 239H196V238H194L193 237V240ZM201 239H202V237H201ZM208 239V238H207ZM210 239V238H209ZM212 239H214V237H212L211 238V241L213 242L214 240H212ZM218 238H216L215 240H217ZM246 239H248V240H246ZM252 238H250V240H251ZM56 240V241H55ZM61 240V239H60ZM65 240V239H64ZM76 241H79V240H77V239H75ZM102 240V239H101ZM162 240H163V238H162ZM166 240V239H165ZM170 240V239H169ZM189 240V239H188ZM191 241H193L192 240V238L190 239ZM189 240V241H190ZM223 240V239H222ZM264 240V239H263ZM262 240V241H263ZM62 241V240H61ZM119 242H120V240H118ZM124 241V240H123ZM128 241H129V239H128ZM143 241H146V240H143ZM181 241V240H180ZM179 241V242H180ZM202 241V242H203ZM236 241V242H235ZM253 241V240H252ZM258 241H260L259 240V238H258ZM73 242H74V240H73ZM113 242V241H112ZM126 242V241H125ZM184 243H185V241H183ZM196 242V241H195ZM207 242V241H206ZM217 242L219 243V241L217 240ZM79 243V242H78ZM86 243V242H85ZM88 243V242H87ZM93 243V242H92ZM92 243H90V245L92 244ZM164 244H167V243H165V242H163ZM175 243H177V242H175ZM182 243V242H181ZM180 243V244H181ZM183 243V244H184ZM197 243V242H196ZM211 243V242H210ZM214 243H215V241H214ZM221 243H222V241H221ZM219 244L218 246H219V250H221V247L223 246V243L225 244V242H223L222 244ZM229 243V242H228ZM94 244V243H93ZM113 244H115L114 242H113ZM112 243H111V247H115V245H113ZM128 244V243H127ZM159 244V243H158ZM163 244V245H164ZM174 244V243H173ZM183 244H181V245H183ZM200 244V243H199ZM204 244H205V242H204ZM216 244V243H215ZM213 245L212 243H211V247L212 246H214V247H216V249H217V244L216 245ZM260 244V243H259ZM95 245V244H94ZM162 245V244H161ZM185 246L187 245V244H184ZM183 245V246H184ZM197 245V244H196ZM206 245V244H205ZM253 245H257L258 246V244H253ZM68 246H70V245H68ZM73 246V245H72ZM74 246H76V245H74ZM110 246V245H109ZM153 246V245H152ZM173 246V245H172ZM207 246V245H206ZM210 246V245H209ZM208 246V247H209ZM86 247H87V245H86ZM89 247V246H88ZM91 247H93V245L91 246ZM117 247V246H116ZM155 247H156V245H155ZM159 247V246H158ZM162 247V248H161ZM169 247H170V245H169ZM182 247V246H181ZM195 247V246H194ZM193 247V248H194ZM214 247H213V251H214ZM229 247H231V248H229ZM251 247H253L252 245H251ZM80 248V247H79ZM78 248V249H79ZM82 248V247H81ZM80 248V249H81ZM96 248H98V247H96ZM102 249H106L107 247H101ZM119 248V247H118ZM122 248V247H121ZM153 248V247H152ZM160 248V251H161V249H163L164 247L163 246H160L159 247ZM179 248H180V246H179ZM196 248H198V247H195V249ZM200 248H201V246H200ZM207 248V247H206ZM230 250H229V249ZM245 248V249H244ZM247 248V249H246ZM264 248V247H263ZM262 248V249H263ZM88 249V248H87ZM166 249V248H165ZM172 249V248H171ZM171 249H169L168 248V250L170 251ZM175 249V248H174ZM174 249L173 250H171L170 252H173L174 251ZM212 248H210V250H211ZM239 249H237V252L238 251H240ZM252 249H254V247L252 248ZM260 249H261V247H260ZM83 250V249H82ZM90 250V249H89ZM128 250V249H127ZM151 250H153V249H151ZM193 250V249H192ZM191 250V251H192ZM199 250V249H198ZM107 252H108V248H107V250H106ZM168 251V252H169ZM190 251V252H191ZM196 251V250H195ZM202 251V250H201ZM207 251V253L206 254H208L209 252V249L208 250H206ZM213 251H211L210 253H212ZM254 251H255V249H254ZM81 252V251H80ZM87 252V251H86ZM92 252H94L95 254V256H96V258L94 257V255L92 254ZM163 252H165V251H163ZM166 252H167V250H166ZM175 252V251H174ZM184 251H182V253H183ZM196 252H198V251H196ZM204 252V251H203ZM202 252V253H203ZM216 253L218 252V251H215ZM214 252V253H215ZM77 253V254H76ZM103 253H105V252H103ZM157 253H159V252H157ZM156 253V254H157ZM180 253V252H179ZM264 253V252H263ZM108 254V253H107ZM115 254H117V253H115ZM133 254H135V253H133ZM149 254V253H148ZM155 254V258L157 257V255ZM162 254V256H163V253H161ZM167 254V253H166ZM186 254H188V253H186ZM193 254V253H192ZM200 254V253H199ZM213 254V253H212ZM211 254V255H212ZM240 254V253H239ZM243 254V253H242ZM246 254H244V255H246ZM106 255V254H105ZM174 255V254H173ZM188 255H190V254H188ZM210 255V254H209ZM215 255V254H214ZM103 256V258H105V257H107V256H105L104 257V255H102ZM116 256V255H115ZM129 256V255H128ZM187 256V255H186ZM199 256V255H198ZM200 256H201V258H202V255L200 254ZM231 256H234L235 257V259L233 258V257H231ZM243 256V255H242ZM240 257L241 259H244L243 257ZM113 257V256H112ZM144 257V256H143ZM158 257H159V255H158ZM166 257V256H165ZM183 257H185V254L183 255ZM182 257V258H183ZM194 257H197V256H194ZM204 257H207V256H203V260H204ZM218 257H217V259H218ZM99 260H98V259ZM102 258V257H101ZM111 258V257H110ZM110 258L108 257V260H110ZM150 258V257H149ZM149 258L148 259H146V260H149ZM159 258H162L163 259V257H159ZM167 258V257H166ZM170 258H172V260H173V257L171 256ZM192 258V257H191ZM191 258H189V256H188V258L186 257V259H191ZM208 258H209V256H208ZM211 258V257H210ZM250 258V257H249ZM94 259L95 260H97V263L94 261ZM119 259V258H118ZM156 259H158V258H156ZM156 259H154V260H156ZM177 259H179L180 260V257L178 258L177 257ZM199 259H200V257H199ZM248 259V258H247ZM108 260H106V261H108ZM114 260H116V258H114L113 257V259L111 258V262H110V264H121L122 262H119V261H114ZM161 260V259H160ZM164 260V259H163ZM171 260V261H172ZM197 259H195L194 258V260H193V258H192V261H196ZM203 260L201 261V262H203ZM209 260V259H208ZM207 260V262H209ZM239 260V259H238ZM237 260V261H238ZM253 260V259H252ZM167 261V260H166ZM165 261V262H166ZM168 261H169V259H168ZM181 261H182V259H181ZM184 261V260H183ZM216 261V263H217V260H215ZM248 261V260H247ZM156 262H159V260L157 261L156 260ZM162 262V261H161ZM160 262V263H161ZM187 262V261H186ZM200 262V261H199ZM213 262H214V260H213ZM255 262V261H254ZM189 263H190V261H189ZM188 262H187V264H189ZM212 263V262H211ZM210 263V264H211ZM237 263V262H236ZM242 263V262H241ZM171 264V263H170ZM184 264V263H183ZM207 264V263H206ZM215 264V263H214ZM238 264H239V262H238Z\"/></svg>",
    "mask_w": 264,
    "mask_h": 264
}]
</instances>
